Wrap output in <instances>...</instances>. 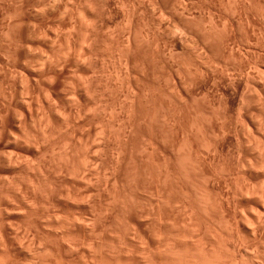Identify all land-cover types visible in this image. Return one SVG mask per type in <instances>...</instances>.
Segmentation results:
<instances>
[{"label": "rangeland", "instance_id": "rangeland-1", "mask_svg": "<svg viewBox=\"0 0 264 264\" xmlns=\"http://www.w3.org/2000/svg\"><path fill=\"white\" fill-rule=\"evenodd\" d=\"M254 4H256V5H254ZM261 4L264 5V0H260V2H259V0H0V108H1L0 111L3 110L2 113L0 112V125H1L0 128L5 129V130L0 129V131H1L0 133L2 134V135L0 134V139H1L0 140V142H1L0 143V156H1L0 157V178H1L0 179V198L2 199V200L0 199L1 200L0 201V205H1L0 206V225H2L3 228L7 226L6 228L8 229V231L12 233L10 235L14 236V237L11 236V238H13L15 240L17 238V240H18V241L16 240L17 243L23 242L26 244V245L25 244L23 245V243H22V245H23L22 246L20 243V247H21V249H23V252L26 251L25 250L26 249L25 247L27 246L26 242L29 243V240L26 238L27 235L24 233H25V230H27V228L29 229L30 225H32L30 228H33L35 226L33 229L35 231L37 230V232L40 231V233L43 234V235L41 234L42 237L46 236V232H47L46 237H48V238L50 237L49 239H51L50 233L48 234V230H50V229H48V228L52 227L51 229H54L55 228V226H53V225H55L54 223H57L59 225L60 221L57 222V220L59 218H62L60 220L66 221L63 219V218L66 219V217H67V220L72 223V225H73V223L75 224V222H76V224L78 223V225H79V222L81 221L80 224L81 223L82 224L80 226H78L79 228H81V226L84 224V222H85L84 225H85V227H87V229H89L88 228L89 226L92 228L94 225L96 227V229H94L92 234L95 235V233L97 234L100 232L101 234H103L102 236H104V237H102L100 233H99L100 234L99 236L95 235V237L98 236L97 237L98 240L100 237L103 238V240H101L102 238H100V240L102 242H99V244H101V243L103 244V247L101 245V247L103 248L102 251L105 248H106L105 251L108 250L107 248H109L110 251H114V250H112L113 248H110V247H112V246L118 247V245L124 244L123 240H126V242H128L127 240H129V239H127V238L129 236H131L132 238L135 239L134 244L136 243V239L138 242V238L136 237L137 236V234H136L137 228H135V227H137V224H139V225L142 224L143 228H145L143 230L146 232V234H148V237H150L149 238L150 242H148L149 246L152 248L153 244L158 245V242L160 240L154 239V237H156V236H154L155 234H153V232L157 231V229L154 227V224H153V220L155 221V217L153 219V216H156L155 215L156 213H154L155 210H156L157 214L159 211L157 210L155 205H153V204H155V202H152L151 199H153V201H154L155 198H152V196H154V195L156 196V193H157L156 192L155 194H153L154 190L155 191L158 190V188L156 189V187H158L159 184H160L159 186H161V183H158V181L154 178L155 179L154 181L157 182V183H155L156 184V186H155L153 178H151V176L153 177L156 175V173L153 175L151 174L152 171L150 170V168L153 166L152 164H149L150 163L149 158H151V157H152L151 159H153L154 157L156 158V159L155 158L153 159L155 164H156V162L158 163V161H160V159L163 161V164L161 163V161L159 162V164H158L159 167H157V169L162 168V167H160V163L163 166V165L167 164L166 162L171 161L170 162L171 164L168 163L167 166L165 165L166 167L163 166V167H165L164 169L160 170V172H161L162 170L165 171L166 169L168 170L170 168L168 171L172 174L169 173V176H168L169 178L172 175V179L175 180V176L173 174L178 172L177 173L178 176L175 174L177 176L176 177L177 181L173 180L172 182H170L171 183L170 184L168 182L170 179L168 178L169 179L168 181H167V179L165 180V181H167L166 182L167 185L165 184V185H163L164 187L161 188L163 190V192H164V188H165V192L167 190L169 193V190H170L169 197H171V199L169 197H166V200H168V198H169L170 202L165 200L167 202V204H163V206H165V207L162 208L161 213L164 212V213H162V217H164V218L166 217V218L162 223L163 225L161 224L162 226H160V224H158L159 227H162L161 228L162 231H160L161 229L160 230L158 229V230L162 233H163V230H165L164 233L162 234V236L165 235L167 238H170V239L166 238L167 242L168 241L171 242L169 244V246L173 245L175 243H179L180 245H184L186 243V241H188V239L191 241V239L194 238L193 235H195L197 232L193 233L194 231L193 230L191 231V228H195V226L193 227L192 223L191 224L188 223V222H190V219L192 217L190 215V212L187 211L188 209H186L184 207L185 206L184 202L187 205L191 201V199H190V197H191L192 201L194 200L191 203H194V205H196L197 208L200 206V204L203 206V203L198 201V200H200V198L198 196L201 194V190H202V193L204 192V194H205V189H207L208 187L211 186L210 182H211V184L213 182V179H214L213 174H215L216 171H218V168H220V167L221 168L224 167L227 169L224 170V168H223L221 171L217 172V173L221 172L220 174H218V175L215 174V175H217V177L219 176L218 177V179L220 181L219 183L222 184L223 187L222 186L221 187L224 188V189H222V190H224V194H223V191H222V194L225 196L223 197V195H222V199L225 198V199H223V201L226 203H229L228 204L229 206L231 205L230 209L232 211V216L234 217V218L232 217L233 219L230 221L229 225L227 223L225 225V226H227V225L230 226V228L228 226H227L228 228L227 227L226 228L231 229L232 226L234 227V225L236 224V222L234 220H236V221L238 220V222H237V225H238L240 218H242V216L244 218L245 215L247 216L248 219H250V216H253V215H256L255 217H258V219H260L261 217H262V219H264V214H262V213H264V207H262V205H257L256 201L254 202V200H257V198H260L262 192L264 193V190H263V188H264V172L262 169V165L264 163V160H263V163H261L262 159L258 155H256V154H258V152H255L254 147H253L254 141L252 142V138H250V137L254 136V133H255V134H258V135H256L258 138L260 136L261 139L264 141V124H263L264 123V108H263V106H264V104H263L264 103L263 102L264 101V89H262V88H264L263 87L264 86V79H263L264 78V76H263L264 75V14H263L264 13V11H263L264 7ZM257 5H259V6H257ZM254 7H255V9H254ZM236 11H238V13ZM241 12L243 13V15L240 14ZM240 15L242 16L241 19H240ZM247 17H248V19H247ZM249 23H251V24L249 25ZM243 25L246 26V29L244 28L245 26H243ZM213 26H214V28H213ZM227 26H228V28H227ZM226 29L227 30L229 29L230 31L229 30L227 31ZM207 31H208V33H207ZM217 32H219V33H217ZM246 32H248V33H246ZM227 33H229L228 37H227ZM215 34H216V36H214ZM248 34H250L249 35L250 38L247 36ZM217 35H219V36H217ZM216 37H217V39H216L217 41L214 40V38H216ZM220 37H222V38H220ZM226 38L228 40H226ZM220 41H221V43H220ZM234 42H235V44H233ZM232 46L234 47V49H232L233 48ZM219 47H221V48H219ZM236 49H238L237 52H236ZM231 53H234V54H231ZM103 67H104V69H103ZM232 77H233V79H232ZM231 83L232 84L234 83L233 84L234 86L233 85L231 86ZM229 85L231 87H234L236 89V91L238 90L237 99H241V98L245 99V102H244V100L243 101L241 100L243 103H245V104H243V105H245V107H243L244 109L242 107H240L241 109L240 108L237 109L239 107L237 105H235L234 108L231 107L232 110L229 109L230 105L228 104V102H229L228 90L231 88V87H229ZM237 85H238V87H237ZM227 86L229 87V89L227 88ZM127 90H128V92H127ZM244 92H246V93L244 94ZM129 93H130V95H129ZM132 94L133 95L137 94V95L133 96ZM261 94H262V96H259ZM176 95H178V96H176ZM241 95H242V97H241ZM29 96H30V98H29ZM152 98L155 100H153ZM132 99L134 101H132ZM138 99L141 101L139 102ZM257 99L258 100L260 99L262 104L259 103L260 101H258ZM174 101H175V103H174ZM125 102H126V104H125ZM148 104H150V106ZM23 105H24V108H23ZM128 105H129V107H128ZM134 105L136 107H134ZM142 105L144 107H142ZM221 106H222V108H221ZM228 106H229V108H228ZM132 107L135 108V111L133 110ZM139 107H141L142 110ZM216 107H217V109H216L217 111L215 110ZM224 107H225V109H224ZM128 108L130 111L126 110ZM148 109H149V111H148ZM8 110H9V113H7ZM116 111H118V113H120L121 117H119V114L116 113ZM131 111H133L134 113ZM21 112H23V113H21ZM143 112L145 115H143ZM176 112H177V114H176ZM215 113H216V116L214 115ZM111 114H113V115H111ZM147 114H148V118H147ZM22 115H23V117H22ZM219 115H221V116H219ZM240 115H241V117H240ZM1 116H4V118L2 117L3 120L1 118ZM25 117H26V120H25ZM118 117H119V119H117ZM21 118L23 119V121ZM135 118H136V120H135ZM257 118L260 120L258 122L262 121L260 124H258V126L260 128L262 127V129H260V131H259L260 133L258 132L259 128L257 130L256 125H255L257 123L253 121V120L257 121ZM17 119H18V121H16ZM124 119H126V120L124 121ZM163 119H165V120H163ZM223 119H224V121L227 119V121H225V122L229 121L228 123H226L227 126L226 125L223 126V124H225L223 122ZM230 119L232 122L230 121ZM153 120H154V122L152 123ZM175 120H177V121H175ZM221 120H222V122H221ZM244 121H246V122H244ZM125 122H127V123L125 124ZM129 122H130V124H129ZM216 122H218V123H216ZM160 123H162V125ZM230 123H233V124H230ZM253 123H255V124H253ZM5 124L7 127L5 126ZM48 124L50 126H48ZM211 124H213V126ZM16 125H18V126H16ZM19 125L21 128L19 127ZM216 125H217V127H215ZM244 125H246V126L244 127ZM222 126H223V128H222ZM40 127H42V128H40ZM103 127H104V129H103ZM121 127H123L122 128L123 132H120ZM124 127H125V129H124ZM131 127H133L134 130H132ZM213 127H215L217 130L219 128V130L217 132L213 131V129L216 130ZM43 128H44V130H43ZM114 128H118L117 131H115L116 129H114ZM151 128H152V130H151ZM162 128H163V130H162ZM111 129H112V131H111ZM166 129H168V130L166 131ZM170 129H172V130H170ZM229 129H231V130H229ZM10 130H12L13 132H11ZM45 130H47V131H45ZM135 130L137 132L139 131L138 132L139 134L134 132ZM228 130L230 131V133ZM2 131H4V132H2ZM176 131H177V133H175ZM219 131L220 132L222 131V132L220 133ZM71 132H72V134H71ZM116 132H118V133H116ZM214 132H215V134H217L219 132V135L216 136V137H218V138H216V141H219V139L222 140L224 137L223 134L226 133V134L230 135V136H228V135L227 136L231 137V140H228L226 137V134H225V137H226L225 142H226V140L229 141V143L232 142L231 144L228 143L229 144L228 145L227 142L225 144L224 140H222V142L225 145L223 147L224 150H221L218 153L220 160H222L221 162L219 160V163H221L218 165L219 167L217 166L218 163H214V161H213L214 160L213 159L214 153H212V156H211V152H214V150H213L214 148L213 149L210 148V145L212 143L213 145H211V146H214V143L216 142L213 140V139H215ZM41 133H43V134H41ZM45 133H46V137L44 135ZM212 134H213V136H212ZM47 135H48V137H47ZM54 135H56V136H54ZM120 135H121V137L122 136L123 137L121 138ZM250 135H252V136H250ZM2 136H3V138H1ZM211 136L213 138H211ZM256 136L253 137V140ZM72 137H73V139H72ZM173 137H174V139H173ZM50 138H51V140H50ZM54 138H55V140H54ZM125 138H127V139H125ZM138 139H139V141H138ZM69 141H71V143H73V144H70ZM122 141H124L125 144L128 143V146H127V144L123 145ZM153 141L155 143H153ZM164 142H167V143L165 144ZM188 142H189V144H188ZM249 142L252 144H250ZM39 143H40V145H39ZM172 143L174 146L172 145ZM190 144H192V147ZM120 145L122 147L123 146H127V147H124L126 149L122 150L121 149L122 147H120ZM147 145L151 146V148ZM152 146H153V148L154 147L157 148V150L155 149L157 154L156 153L152 154V152H153L152 150H154L152 148ZM108 147H109V149H108ZM116 147H119V148L116 149ZM147 147L150 148V150ZM143 148H144V150H143ZM178 148H179V150H178ZM180 148L182 149V151ZM61 150H63V151L66 150V151L62 152ZM147 150H148V153H149V151H152V152H150L148 154L146 152ZM165 150H167V152ZM189 150L192 153L191 155H190ZM75 151H77L79 154ZM131 151H133V152H131ZM180 151H181V153H180ZM192 151H194V152H192ZM144 152H146V153H144ZM220 152H222V155H220ZM66 153H68V154H66ZM119 153L121 155H119ZM143 153H144V155H143ZM174 153H176V155H173ZM226 153H228V154L226 155ZM64 154H66V155H64ZM69 154H70V156L67 157V155H69ZM74 154H76V156H74ZM83 154H85V155H83ZM114 154H116L115 157L113 156ZM186 154H189V156ZM148 155H150V157ZM157 155H159V156H157ZM65 156L68 159V160H66L67 165H68L67 166L68 169L67 170L64 169L65 171H63L62 167L65 168L66 165H65V162L63 164L61 160H63ZM120 156H123V157H120ZM161 156H162V158H161ZM180 156L181 157L185 156V158L184 157L180 158ZM190 156H191V158H190ZM222 156L224 157V159ZM62 157H63V159H62ZM77 157H79V160ZM98 157H100L101 159L100 158L97 159ZM147 157H149V158H147ZM177 157H178V162H177ZM226 157H227V159H226ZM69 158L71 159L70 161H69ZM94 158H96V159H94ZM134 158L137 160V162ZM142 158H143V160H142ZM170 158H171V160H170ZM174 158L176 160H174ZM17 159H19V160H17ZM107 159H109V160H107ZM145 159L146 160L149 159L148 163L146 162ZM211 159H212V161H211ZM256 159H258V160H256ZM259 159L261 162L259 161ZM13 160H16V161H13ZM74 160H75V163H73ZM117 160H119V161L124 160L125 162L123 161V163H121V161L119 162ZM173 160L177 163H175ZM238 160H239V162H238ZM243 160H245L247 163ZM58 161H60V162H58ZM64 161H65V159H64ZM104 161H106L107 163ZM181 161H184L183 164ZM190 161H192L193 163H196L199 166L194 164L195 166L193 167V164H192V162L190 163ZM78 162H80V163L78 164ZM173 162H174V164H173ZM223 162H225V163L227 162L226 163L227 167L224 165L225 163L223 164ZM240 162H241V166H239ZM39 163H40V165H39ZM60 163L63 164V165L61 164L62 167H60ZM68 163H70V164H68ZM119 163L121 165L118 166ZM134 163H135V165H134ZM236 163H238L239 165ZM248 163H249V165H247ZM251 163L254 166H257L256 169L254 168V166L252 167ZM97 164H99V165H97ZM101 164H103L104 166ZM127 164H128V166H127ZM143 164H145V165L148 164L146 166L150 167L149 173H147L148 167L144 166ZM172 164L175 165V168L176 167H179V168L175 169L174 167L171 166ZM176 164H177V166H176ZM189 164L192 167H190ZM215 164L217 167L215 166ZM242 164H245V165H242ZM72 165H74V167H76V168H74ZM79 165H80V168H79ZM105 165H107V166H105ZM116 165L118 167H116ZM149 165H151V166H149ZM182 165H184V166H182ZM220 165H222V166L224 165V166L222 167ZM228 165H230V166H228ZM94 166L96 167V170H95ZM101 166H103V167H101ZM109 166H110V169H109ZM154 166H153V168H155ZM188 166H189V168H188ZM201 166L202 167L206 166L204 168V170L206 172L203 170V168L201 169ZM213 166L216 167L215 170H214ZM242 166L244 168V171H245V168H248L247 166L252 167L254 170L249 167L248 168L249 170L246 169V170L250 171L249 174H243V173H247V172H242V169H243ZM39 167L41 169H43V173H41L42 170ZM83 167L86 169L84 170ZM171 167L173 168V170L175 169L174 171H176V170H180V171H176V172L172 171L171 172ZM181 167L183 170L181 169ZM210 167H211V169L214 170L215 173L213 172V170L210 169ZM69 168L72 172L69 171ZM116 168L120 169V171L117 170ZM141 168H142V170H141ZM185 168H186V170H189L190 174H188V177H187L188 171H186ZM240 168H242V169H240ZM157 169L155 168V170H157ZM196 169L198 171H196ZM98 170H99V173L101 174V176L99 175V173L96 174V172H98ZM132 170H133V172H132ZM136 170H139V171H136ZM181 170H182V172H181ZM190 170H192V171L190 172ZM77 171H79V172H77ZM100 171H102V172H100ZM158 171H159V169H158ZM238 171H239V173H238ZM154 172H156V171H153V173ZM225 172L227 173V175H225L226 174ZM229 172L232 174H229ZM48 173H50V174H48ZM108 173H110V174H108ZM165 173H166V171H165ZM41 174H43V175H41ZM57 174H58V176H57ZM78 174H80L79 175L80 177L78 176ZM114 174H116V175H114ZM150 174H151V176H150ZM182 174H183V176H182ZM64 175H66V176H64ZM189 175H191L192 179L189 178L190 177ZM230 175L233 177L231 178ZM242 175H244V178ZM37 176L41 179H39ZM94 176H95V178H93ZM113 176H116V181H114L115 178L112 180ZM117 176L121 177L120 180H119V177H117ZM205 176L206 177L208 176V177L205 178ZM210 176L213 178H211ZM238 176H239V178H238ZM248 176H249V178L250 177L251 178L248 179ZM29 177H31V179H29ZM82 177H83V180H82ZM145 177H146V179H145ZM180 177L182 179H180ZM186 177L190 180H188ZM195 177H196V179H195ZM226 177H228L229 179H226ZM234 177H236V178H234ZM45 178H46V180H45ZM50 178H51V180H50ZM137 178H139V179L137 180ZM185 178H186V180H185ZM122 179H123V181H122ZM242 179L243 180L248 179L247 182L252 186V190L254 191V193L251 190V186L249 184H247L246 181L243 182ZM17 180H18V182H16ZM29 180L32 181L33 184ZM52 180L54 183L52 182ZM57 180H59V181L57 182ZM78 180H80V181H78ZM95 180H97L98 182ZM100 180L102 182H100ZM151 180H152V182H150ZM208 180H209V184L207 183ZM4 181H6V182H4ZM36 181L37 182L40 181L41 184L36 183ZM46 181H47V183H46ZM86 181H87V183H86ZM112 181L117 182V184L121 181L120 184H118V185L120 187H122L121 191H124L125 194L122 192H120L121 194L119 192L116 193L115 191H119L120 187H118V186L115 187V185H112ZM147 181L149 183H147ZM192 181L195 183H193ZM3 182H4V185H3ZM75 182H77V183H75ZM235 182L236 183L240 182L239 185L237 183V185L239 187H241L245 183L247 185H249L251 191L248 193V196L246 194V196L244 195V197H242L240 192H238L240 188L236 185ZM242 182L244 184H242ZM7 183H12V184H7ZM17 183H18V185H17ZM20 183H21V185H20ZM34 183L36 185L38 184V186L39 185L40 186L38 187ZM97 183L99 184V186ZM106 183H107V185H106ZM164 183L165 182L163 180L162 184H164ZM14 184H16L17 186ZM96 184H97V186H96ZM202 184H203V186H201ZM7 185H9V186L11 185V186L7 187ZM28 185H30V187ZM70 185L73 187V189L71 188ZM142 185H144V186L142 187ZM20 186H22L21 189H20ZM55 186H56V188H55ZM86 186H88V187H86ZM105 186H106V189H105ZM111 186H114L115 188H113ZM148 186H150V187H148ZM194 186L196 187V189ZM14 187H15V189H14ZM18 187H19V189H18ZM40 187L43 189H41ZM62 187H64L63 188L64 190L62 189ZM92 187H93V189H92ZM124 187L126 189H124ZM166 187H167V189H166ZM169 187H172V188L169 189ZM176 187H178L177 188L178 190L176 189ZM234 187H236V188H234ZM27 188L28 189L30 188L29 191ZM46 188H47V191H46ZM67 188H69V189H67ZM98 188H100V190ZM133 188H134L135 192H134ZM136 188H137V190H136ZM138 188L140 189V191ZM200 188H202V189H200ZM230 188L232 191V195H230L231 192H228V191H230ZM90 189H91V191H89ZM187 189H189V190H187ZM236 189H238V191ZM49 190L52 191L53 193L50 192ZM70 190H71V192H70ZM110 190H111V192H110ZM172 190H174V191L172 192ZM186 190H187V192H186ZM33 191L35 192V194ZM77 191H78V193H77ZM127 191H129V192L126 195ZM141 191H143V192H141ZM7 192H8V195L11 194V195H9V198H8ZM36 192L38 193L37 195H36ZM41 192H42V194H41ZM101 192H102V195H101ZM198 192H200V194H198ZM208 192L211 193V190L209 189ZM233 192H234V194H233ZM251 192L253 195L252 194L250 195ZM44 193H46V194H44ZM114 193L120 194V197L118 195H116L117 197H113ZM168 193H166L165 195H167ZM172 193L173 194L176 193V194L173 195ZM188 193H190V195ZM210 193H209V195H210ZM17 194H19V195H17ZM61 194H63V196ZM123 194L125 196H123ZM185 194H187L190 201L185 199V198H187V196ZM191 194L193 196H191ZM24 195L25 196L27 195V196L25 197ZM49 195H50V197H49ZM67 195H69V196H67ZM109 195H112V196L109 197ZM130 195H132V196H130ZM149 195H150V197H149ZM15 196H16V198H15ZM34 196L37 199L34 198ZM137 196H138V198H137ZM179 196H180L181 200L179 199ZM182 196H183V198H182ZM211 196H212V194L210 195V197ZM227 196L229 198H227ZM107 197H109V199H106ZM132 197L134 199L133 200L134 203L136 202L135 203L136 207H134ZM234 197H235V199L233 201ZM247 197H248V199H246ZM26 198H27V200H26ZM76 198H77V201H75ZM90 198L92 200H96L95 202H96V204H98L97 206L95 205L94 209L88 208L85 205L88 201H91ZM127 198L129 199V202H128ZM177 198H178V201L180 200L179 202L177 201ZM226 198L230 199L232 201V204H230L231 201L229 200L230 201L229 202ZM9 199H13V200H9ZM14 199H15V201H14ZM67 199H68L69 203L67 202ZM138 199L140 202H138ZM173 199H174V202H173ZM45 200H46V202L44 204ZM101 200H102V202H101ZM115 200H116V203L114 204ZM237 200H238V202H237ZM33 201H35V202H33ZM51 201H52V203H51ZM117 201H119V202H117ZM122 201H124L126 204H128L127 205L128 207ZM18 202L20 205L18 204ZM31 202H32V204H31ZM73 202H75V203H73ZM145 202H147V203H145ZM168 202L170 203L169 204L170 207L168 206ZM244 202H245V204H244ZM8 203H9V205H8ZM13 203H14V205H12ZM28 203H29V205H27ZM67 203H68V205H67ZM99 203H101V204H99ZM129 203L132 206H130ZM180 203H181V205H179ZM33 204L35 206H33ZM88 204H90V202H88ZM102 204L104 205V207L101 208ZM146 204H149V205H146ZM150 204L154 206V208H155L154 212H153V207ZM21 205H23V206H21ZM26 205L28 206V208H26L27 207ZM31 205L33 206V208L31 207ZM46 205H48V206L45 207ZM111 205H112V207H111ZM117 205H118V207H117ZM122 205H124V206H122ZM14 206H15V209H14ZM53 206L55 207V209L56 208L57 209L55 210ZM78 206H80V207H78ZM177 206H180V207L175 208ZM29 207H31V209ZM35 207H37V208H35ZM76 207H77V209H76ZM105 207L110 208V209L107 208L109 213L107 212ZM125 207H127V208L125 209ZM148 207L150 208V210ZM34 208L36 209V211ZM47 208L49 210H47ZM103 208H104V210H103ZM144 208H146V210ZM170 208H172V209H170ZM173 208L176 211H173ZM113 209H115L114 213H112ZM138 209H141V210H138ZM198 209H201V210H199L198 213L200 215H202L201 217H200V215H198L199 218L201 219V220L199 219V227L202 226V228H200V230L202 229V231H199V233L201 234V232H203L201 235L204 234L203 237L205 236L203 238L204 242L209 243V240L212 239L210 237H212L211 235L213 234V232L211 230V228H212L211 227V220L215 216V215L214 216H212V215H213V213L216 214V212H214V211L212 212V210L208 209V210H206L207 213L208 212L210 213V211L212 213H210V214L208 213L207 214L208 217H206L207 216L206 212L204 214L201 206ZM37 210H39V211L37 212ZM43 210L45 211L44 214H43ZM53 210H55L56 212ZM110 210H112V212ZM46 211H48V213ZM127 211H128V213H126ZM137 211H138V215L136 214ZM140 211H145V212H143V214H145V215H146V213L149 214L150 211H152V212H150L149 215H146V216H148V218H146L145 215H142V217L145 216L144 218H146V221H143L142 220L143 218L139 217L140 214L142 213ZM243 211H245V212H243ZM2 212H3V214H1ZM22 212H23V214H22ZM75 212L76 213L80 212V213L76 214ZM104 212L105 213L107 212V214H105ZM171 212H172V214H170ZM86 213H87V215H86ZM152 213H154V214L152 215ZM8 214H10L11 217H9L10 215H8ZM13 214L15 215V217ZM93 214H94V216H93ZM103 214H105L107 216H105V215L103 216ZM108 214H110L111 216ZM163 214H164V216H163ZM235 214L237 217H235ZM29 215H31V216L29 217ZM35 215H36V217H34ZM55 215H56V217H55ZM97 215L99 216V218L97 217ZM101 215L103 218L100 217ZM126 215L131 218L129 220L132 221L133 223L128 224L129 220L127 221L128 217H126ZM209 215H210V217H209ZM6 216H7V218H6ZM49 216L51 217V219H49L50 218ZM77 216H78V218H77ZM118 216L119 217L121 216V217L119 218ZM123 216H125V217H123ZM168 216H170L171 218L169 219ZM183 216H185V217L183 218ZM31 217H32V219L33 218L34 219L32 220ZM74 217H75V219H74ZM89 217H90V219H89ZM96 217H97V222L99 221V223H97V224H99V226H101L99 228H98L97 224L91 225L94 222V220L96 219ZM151 217H152V219H151ZM215 217L217 218L218 215L216 214ZM1 218H3V219H1ZM139 218H141V219H139ZM243 218L241 219V221L244 220ZM15 219L18 223L15 221ZM27 219H29V220H27ZM46 219L48 222L46 221ZM102 219H104V220H102ZM122 219H123V221H120ZM138 219H139V221H141V220L142 221L139 222ZM208 219L209 220L211 219L210 222ZM2 220L4 221V223L6 222L5 223L6 226L5 225L3 226L4 223L2 224V222H3ZM34 220L38 224L33 222ZM42 220H44V222ZM78 220H79V222H78ZM105 220H106V223H105ZM172 220H175L176 222L178 220V222L175 223V221H173V224H172ZM193 220H195V219H193ZM68 221L66 223H68ZM200 221L202 224L200 223ZM214 221H215V219L212 220L213 223H214ZM20 222L22 223V226H21ZM26 222L28 225L30 224L28 227H27ZM88 222H90L89 223L90 225L88 224ZM8 223H10V224L8 225ZM135 223H137V224H135ZM154 223H155V226L157 227L158 226V225H156L157 222H154ZM209 223H210V225H209ZM213 223H212V225H213ZM246 223H248V222L246 221ZM51 224H52V226H51ZM60 224H61V222H60ZM76 224H75V226L73 225L74 228H76V226H77ZM86 224H87V226H86ZM193 224H194V222H193ZM14 225H15V227H14L15 229L12 228ZM37 225L39 226V228ZM112 225L115 227L117 225L116 229ZM172 225H174V226L171 227ZM208 225H209V229L206 227ZM237 225H235V226H237ZM248 225H249V223H248ZM133 226L135 229L132 228ZM179 226H180V228H179ZM222 226H224V225H222ZM56 227H57V225H56ZM82 227H84V226H82ZM95 227H93V228H95ZM124 227L127 230H129V232L128 231L126 232V229L124 230ZM128 227H129V229H128ZM153 227L155 228L154 231H153ZM174 227L177 229L179 228V229L177 230ZM181 227L183 228V230L187 229V231L184 230L181 232V230H182ZM186 227L190 228V232H189V229ZM0 228H1V226H0ZM77 228L75 230L79 229V228L78 229ZM93 228H92V230H93ZM105 228H108L110 231L106 230ZM234 228L237 230L238 227H234ZM33 229H31V230L29 229V231H33ZM99 229H101V230H99ZM225 229H224V231H219L221 229H219L217 231L221 235L223 232V236H221L220 239H222V241H223L222 245H224V243H225V245H224L225 248H223L225 251L222 250L223 252L221 254L224 257V260H227V261H225V262H228L226 264H230L232 262L230 259L232 258L233 253L231 254L230 250L231 251L234 250L233 244H236L238 248H239V246H241L239 249L241 250V252L245 256L247 255L246 257H248V255H251V254L253 256L256 255V253L253 254V251L255 249H253L252 247H249V245H247V244H250V246H252V245L257 246V244L259 243L260 247L264 248V245H262V244H264L263 243L264 242V231H262L263 237L257 236L258 237V238L256 237L257 239L256 238L252 239L253 237H250L249 235H246V234H244L245 237H243V235H240L242 237V240H244V241H242V240L240 241V239H239V241H240L239 242L237 240L238 239L237 237L234 238V236H231L232 232H230V231H232V230H227V229L225 230ZM235 229H233V231ZM3 230L0 229V231H3ZM92 230L89 229V231H90L89 233H91ZM95 230H97V232H95ZM105 231H107V233ZM121 231H122V233H121ZM123 231L126 233H124ZM17 232H19V233L16 234ZM133 232L135 233V235H133L134 234ZM170 232H171V234H170ZM178 232H180V234ZM183 232H185V233H183ZM228 232H230L231 234H229ZM130 233H132V234H130ZM2 234H3V232H1L0 238H1ZM92 234H88V230L80 233V235H82V237H85V238H83V240L85 241L84 242L85 245H88V240H89V242L93 243V239L95 237H93V239H91V236H94ZM125 234H127V235H125ZM190 234H192V235H190ZM241 234H243V233L241 232ZM15 235H16V237H15ZM117 237L119 239L120 238L121 239L119 240ZM171 237H172V241H171ZM164 238L165 237L163 236V240H165ZM180 238H182V239L180 240ZM195 238H196V235H195ZM233 238H234V240L236 239V241H234ZM2 239L3 238L0 239V242L2 241ZM52 239H54L53 236H52ZM111 239H112V241H111ZM206 239H207V241H206ZM247 239H249L248 242L246 241ZM193 240H195V239H193ZM256 240H258V241H256ZM119 241L121 243H119ZM181 241H184V242H181ZM259 241L262 243H260ZM53 242H54V244L61 243V242H59V243L56 242V240ZM254 242L256 243V245L252 244ZM160 243H161V241H160ZM104 244H105V248H104ZM110 244H112V245H110ZM137 244L139 245V243H136V245ZM190 244H191V242H189V244L186 243L185 246L190 245ZM239 244H241V245H239ZM59 245L61 248V244H59ZM175 245H173V246H175ZM120 246H123V245H120ZM227 246H229L230 248ZM246 247H247V249H246ZM116 248H115V250L117 251L118 248L117 249ZM226 248H228V249L226 250ZM248 248L249 249L251 248V250L253 249V251L251 252V250H250L251 253L245 254L246 252L244 251V249H246L248 251L249 250ZM152 249L155 250L154 248H152ZM106 252H108V251H106ZM106 252H104V253H106ZM254 252H256V251H254ZM223 253L225 254V256L223 255ZM226 254H228V255H226ZM252 255L250 256V258L247 259V262L248 261L251 262L252 260L255 261L257 259V257H256L257 255L253 257L254 259L252 258ZM154 256H152V258ZM229 256H231V257L229 258ZM50 257H51V254H50ZM155 257L152 260L153 262L155 261ZM246 257H245V259H246ZM51 258L55 259L56 257L54 255ZM157 261H159V260L156 259V262ZM153 262L148 261L145 264H151V263L154 264L155 262L154 263ZM53 264H56V262H53ZM163 264H167V263H163Z\"/></svg>", "mask_w": 264, "mask_h": 264}, {"label": "bare ground", "instance_id": "bare-ground-1", "mask_svg": "<svg viewBox=\"0 0 264 264\" xmlns=\"http://www.w3.org/2000/svg\"><path fill=\"white\" fill-rule=\"evenodd\" d=\"M259 2H260V0H259ZM90 3V2H89ZM245 3V2H244ZM255 3V2H254ZM128 4V3H127ZM254 5H256V4H254ZM262 5V4H261ZM245 6V5H244ZM257 6H259V5H257ZM256 6V7H257ZM263 7H264V5H262ZM91 7V6H90ZM237 8V7H236ZM250 8V7H249ZM262 8V7H261ZM94 9V8H93ZM254 9H255V7H254ZM95 10V9H94ZM130 10V9H129ZM239 10V9H238ZM92 11V10H91ZM245 11V10H244ZM247 11V10H246ZM256 11V10H255ZM262 11V10H261ZM264 11V10H263ZM95 12V11H94ZM237 13H238V11H236ZM249 12V11H248ZM252 12V11H251ZM257 12V11H256ZM259 12V11H258ZM92 13V12H91ZM234 13V12H233ZM255 13V12H254ZM94 14V13H93ZM240 14H242L243 15V13L241 12ZM248 14V13H247ZM246 14V15H247ZM264 14V13H263ZM235 15V14H234ZM239 15V14H238ZM260 15V14H259ZM95 16V15H94ZM255 16V15H254ZM236 17V16H235ZM238 17V16H237ZM250 17V16H249ZM242 18V16L240 15V19ZM244 18V17H243ZM253 18V17H252ZM256 18V17H255ZM247 19H248V17H247ZM251 20V19H250ZM249 20V21H250ZM94 21V20H93ZM236 21V20H235ZM256 21V20H255ZM128 22V21H127ZM243 22V21H242ZM96 23V22H95ZM94 23V24H95ZM235 23V22H234ZM244 23V22H243ZM246 23V22H245ZM252 23V22H251ZM251 23H249V25L251 24ZM93 24V25H94ZM207 24V23H206ZM213 24V23H212ZM233 24V23H232ZM127 26V25H126ZM225 26V25H224ZM243 26H245V25H243ZM254 26V25H253ZM206 27V26H205ZM211 28V27H210ZM213 28H214V26H213ZM218 28V27H217ZM224 28V27H223ZM227 28H228V26H227ZM245 29H246V26L244 27ZM141 29V28H140ZM222 29V28H221ZM250 29V28H249ZM109 30V29H108ZM107 30V31H108ZM214 30V29H213ZM217 30V29H216ZM219 30V29H218ZM224 30V29H223ZM227 30V29H226ZM229 30V29H228ZM227 30V31H228ZM248 30V29H247ZM246 30V31H247ZM96 31V30H95ZM230 31V30H229ZM214 32V31H213ZM220 32V31H219ZM219 32H217V33H219ZM225 32V31H224ZM249 32V31H248ZM248 32H246V33H248ZM90 33V32H89ZM143 33V32H142ZM207 33H208V31H207ZM182 34V33H181ZM211 34V33H210ZM222 35V34H221ZM228 35H229V33H227V37H228ZM249 35L250 34H248L247 36L249 37ZM252 35V34H251ZM214 36H216V34L214 35ZM217 36H219V35H217ZM231 36V35H230ZM213 37V36H212ZM220 38H222V37H220ZM250 38V37H249ZM154 39V38H153ZM217 39V37L216 38H214V40L215 41H217L216 40ZM219 39V38H218ZM225 39V38H224ZM188 40V39H187ZM220 40V39H219ZM223 40V39H222ZM226 40H228L227 38H226ZM230 40V39H229ZM92 42V41H91ZM220 43H221V41H220ZM226 43V42H225ZM228 43V42H227ZM91 44V43H90ZM232 44V43H231ZM233 44H235V42L233 43ZM136 45V44H135ZM218 45V44H217ZM220 45V44H219ZM127 46V45H126ZM141 46V45H140ZM156 46V45H155ZM229 46V45H228ZM233 47V46H232ZM219 48H221V47H219ZM158 49V48H157ZM224 49V48H223ZM229 49V48H228ZM232 49H234V47L232 48ZM227 50V49H226ZM225 50V51H226ZM237 50L238 49H236V52H237ZM232 51V50H231ZM128 52V51H127ZM131 53V52H130ZM174 54V53H173ZM231 54H234V53H231ZM206 55V54H205ZM201 56V55H200ZM233 56V55H232ZM139 57V56H138ZM201 58V57H200ZM233 59V58H232ZM87 61V60H86ZM185 62V61H184ZM126 64V63H125ZM103 69H104V67H103ZM127 74V73H126ZM264 76V75H263ZM231 79V78H230ZM232 79H233V77H232ZM264 79V78H263ZM123 81V80H122ZM231 81V80H230ZM234 81V80H233ZM232 81V82H233ZM37 82V81H36ZM130 82V81H129ZM128 82V83H129ZM241 82V81H240ZM23 83V82H22ZM230 83V82H229ZM131 84V83H130ZM234 84V83H233ZM232 83H231V86L233 85ZM236 84V83H235ZM263 84V83H262ZM193 85V84H192ZM23 86V85H22ZM230 85H229V87H231ZM234 86V85H233ZM236 86V85H235ZM128 87V86H127ZM229 87L227 86V88L229 89ZM237 87H238V85H237ZM264 87V86H263ZM226 88V89H227ZM139 89V88H138ZM155 89V88H154ZM227 89V90H228ZM262 89H264V88H262ZM132 90V89H131ZM124 91V90H123ZM263 91V90H262ZM29 92V91H28ZM127 92H128V90H127ZM131 92V91H130ZM27 93V92H26ZM138 93V92H137ZM154 93V92H153ZM174 93V92H173ZM181 93V92H180ZM238 93V90L236 91V89L234 88V87H231L229 90H228V94H229V102H228V104L230 105V108H229V106H228V108L230 109V110H232L231 109V107L232 108H234V106L235 105H237V106H239L237 109H239L240 107H245V105H243V104H245V103H243L242 101L244 100V102H245V99L244 98H241L242 97V95H241V99H237V94ZM246 92H244V94H245ZM148 94V93H147ZM162 94V93H161ZM29 95V94H28ZM27 95V96H28ZM129 95H130V93H129ZM133 95V94H132ZM135 95V94H134ZM133 95V96H134ZM137 95V94H136ZM135 95V96H136ZM157 95V94H156ZM23 96V95H22ZM176 96H178V95H176ZM244 96V95H243ZM259 96H262V94L261 95H259ZM26 98V97H25ZM28 98V97H27ZM29 98H30V96H29ZM136 98V97H135ZM142 99V98H141ZM153 99V98H152ZM76 100V99H75ZM126 100V99H125ZM131 100V99H130ZM129 100V101H130ZM139 100V99H138ZM153 100H155V99H153ZM227 100V101H228ZM242 100V101H241ZM258 100V99H257ZM256 100V101H257ZM30 101V100H29ZM28 101V102H29ZM74 101V100H73ZM115 101V100H114ZM128 101V102H129ZM132 101H134L133 99H132ZM131 101V102H132ZM141 100H139V102H140ZM148 101V100H147ZM258 101H260L259 103H261V100L259 99ZM3 102V101H2ZM21 102V101H20ZM158 102V101H157ZM156 102V103H157ZM183 102V101H182ZM264 102V101H263ZM154 103V102H153ZM152 103V104H153ZM174 103H175V101H174ZM221 103V102H220ZM219 103V104H220ZM5 104V103H4ZM108 104V103H107ZM125 104H126V102H125ZM129 104V103H128ZM227 104V105H228ZM262 104V103H261ZM264 104V103H263ZM6 105V104H5ZM26 105V104H25ZM40 105V104H39ZM130 105V104H129ZM129 105H128V107H129ZM149 106H150V104H148ZM147 105V106H148ZM175 105V104H174ZM260 105V104H259ZM258 105V106H259ZM123 106V105H122ZM141 106V105H140ZM153 106V105H152ZM131 107V106H130ZM134 107H136L135 105H134ZM142 107H144L143 105H142ZM227 107V106H226ZM23 108H24V105H23ZM133 108V107H132ZM140 109H141V107H139ZM138 108V109H139ZM147 108V107H146ZM153 108V107H152ZM221 108H222V106H221ZM263 108H264V106H263ZM1 109V108H0ZM58 109V108H57ZM66 109V108H65ZM117 109V108H116ZM151 109V108H150ZM176 109V108H175ZM217 109V107L215 108V110ZM224 109H225V107H224ZM241 109V108H240ZM244 109V108H243ZM246 109V108H245ZM25 110V109H24ZM80 110V109H79ZM125 110V109H124ZM126 110H129V108L128 109H126ZM132 110V109H131ZM133 110L135 111V108H133ZM142 110V109H141ZM3 111V110H2ZM2 111H0L1 113H2ZM95 111V110H94ZM130 111V110H129ZM148 111H149V109H148ZM154 111V110H153ZM162 111V110H161ZM217 111V110H216ZM223 111V110H222ZM245 111V110H244ZM131 112H133V111H131ZM138 112V111H137ZM136 112V113H137ZM166 112V111H165ZM175 112V111H174ZM219 112V111H218ZM221 112V111H220ZM231 112V111H230ZM242 112V111H241ZM262 112V111H261ZM7 113H9V110H8V112ZM21 113H23V112H21ZM39 113V112H38ZM88 113V112H87ZM115 113V112H114ZM116 113H118V111H116ZM125 113V112H124ZM134 113V112H133ZM135 113V114H136ZM150 113V112H149ZM240 113V112H239ZM20 114V113H19ZM119 114V117H121L120 116V113H118ZM128 114V113H127ZM134 114V115H135ZM161 114V113H160ZM176 114H177V112H176ZM18 115V114H17ZM16 115V116H17ZM25 115V114H24ZM111 115H113V114H111ZM116 115V114H115ZM133 115V116H134ZM138 115V114H137ZM143 115H145L144 114V112H143ZM180 115V114H179ZM215 116H216V113L214 114ZM234 115V114H233ZM238 115V114H237ZM244 115V114H243ZM26 116V115H25ZM43 116V115H42ZM175 116V115H174ZM219 116H221V115H219ZM226 116V115H225ZM232 116V115H231ZM260 116V115H259ZM4 118V116H1V118ZM22 117H23V115H22ZM119 117L117 118V119H119ZM128 117V116H127ZM136 117V116H135ZM177 117V116H176ZM228 117V116H227ZM226 117V118H227ZM240 117H241V115H240ZM3 118H2V120H3ZM8 118V117H7ZM15 118V117H14ZM18 118V117H17ZM44 118V117H43ZM42 118V119H43ZM50 118V117H49ZM48 118V119H49ZM66 118V117H65ZM131 118V117H130ZM144 118V117H143ZM147 118H148V114H147ZM213 118V117H212ZM219 118V117H218ZM239 118V117H238ZM237 118V119H238ZM19 119V118H18ZM18 119L16 120V121H18ZM22 119V118H21ZM39 119V118H38ZM123 119V118H122ZM133 119V118H132ZM142 119V118H141ZM228 119V118H227ZM227 119L225 120V121H227ZM232 119V118H231ZM231 119H230V121H231ZM261 119V118H260ZM20 120V119H19ZM25 120H26V117H25ZM41 120V119H40ZM45 120V119H44ZM50 120V119H49ZM109 120V119H108ZM126 119H124V121H125ZM130 120V119H129ZM135 120H136V118H135ZM163 120H165V119H163ZM239 120V119H238ZM243 120V119H242ZM22 121H23V119H22ZM111 121V120H110ZM175 121H177V120H175ZM224 121V119H223V122L225 123V124H223V126L224 125H226V123H228V122H225ZM251 121V120H250ZM254 122H256L257 124H255V123H253V124H255L256 125V128H257V130H258V128H259V130H258V132L260 131V129H262V127L260 128L259 126H258V124H260L261 122H258V121H260L258 118H257V121L256 120H253ZM5 122V121H4ZM49 122V121H48ZM123 122V121H122ZM144 122V121H143ZM154 122V120L152 121V123ZM220 122V121H219ZM221 122H222V120H221ZM232 122V121H231ZM244 122H246V121H244ZM42 123V122H41ZM121 123V122H120ZM127 122H125V124H126ZM135 123V122H134ZM216 123H218V122H216ZM252 123V122H251ZM50 124V123H49ZM48 124V126H50ZM129 124H130V122H129ZM150 124V123H149ZM158 124V123H157ZM161 125H162V123H160ZM173 124V123H172ZM177 124V123H176ZM230 124H233V123H230ZM244 124V123H243ZM264 124V123H263ZM8 125V124H7ZM116 125V124H115ZM152 125V124H151ZM166 125V124H165ZM169 125V124H168ZM212 126H213V124H211ZM1 126V125H0ZM5 126H6V124H5ZM16 126H18V125H16ZM41 126V125H40ZM47 126V127H48ZM71 126V125H70ZM69 126V127H70ZM103 126V125H102ZM120 126V125H119ZM127 126V125H126ZM135 126V125H134ZM172 126V125H171ZM180 126V125H179ZM211 126V127H212ZM223 126H222V128H223ZM227 126V125H226ZM225 126V127H226ZM233 126V125H232ZM246 125H244V127H245ZM248 126V125H247ZM261 126V125H260ZM7 127V126H6ZM19 127H20V125H19ZM67 127V126H66ZM113 127V126H112ZM215 127H217V125L215 126ZM215 127H213V128H215ZM250 127V126H249ZM21 128V127H20ZM40 128H42V127H40ZM45 128V127H44ZM44 128H43V130H44ZM122 128L123 127H121V131L120 132H123L122 131ZM132 128V130H134V128L133 127H131ZM138 128V127H137ZM164 128V127H163ZM163 128H162V130H163ZM1 130H5L4 128L2 129V128H0ZM69 129V128H68ZM72 129V128H71ZM76 129V128H75ZM103 129H104V127H103ZM114 129H116L115 131H117V129L118 128H114ZM124 129H125V127H124ZM157 129V128H156ZM160 129V128H159ZM169 129V128H168ZM168 129H166V131L168 130ZM216 129V128H215ZM253 129V128H252ZM19 130V129H18ZM42 130V129H41ZM73 130V129H72ZM151 130H152V128H151ZM154 130V129H153ZM170 130H172V129H170ZM193 130V129H192ZM218 130H219V128H218ZM217 129L216 130H214L213 129V131H218ZM221 130V129H220ZM229 130H231V129H229ZM228 130V131H229ZM256 130V131H257ZM11 132H13L12 130H10ZM45 131H47V130H45ZM69 131V130H68ZM74 131V130H73ZM111 131H112V129H111ZM114 131V132H115ZM125 131V130H124ZM141 131V130H140ZM150 131V130H149ZM159 131V130H158ZM165 131V130H164ZM174 131V130H173ZM178 131V130H177ZM177 131L175 132V133H177ZM180 131V130H179ZM254 131V130H253ZM1 132V131H0ZM2 132H4V131H2ZM134 132H136L137 134H139L136 130L134 131ZM153 132V131H152ZM170 132V131H169ZM204 132V131H203ZM220 132V131H219ZM219 132L217 133V134H215V132H214V137H215V139H213L214 141H216V138H218V137H216L217 135H219ZM222 132V131H221ZM220 132V133H221ZM68 133V132H67ZM77 133V132H76ZM98 133V132H97ZM116 133H118V132H116ZM127 133V132H126ZM125 133V134H126ZM155 133V132H154ZM229 133H230V131H229ZM260 133V132H259ZM1 134V133H0ZM4 134V133H3ZM13 134V133H12ZM24 134V133H23ZM41 134H43V133H41ZM71 134H72V132H71ZM122 134V133H121ZM130 134V133H129ZM153 134V133H152ZM170 134V133H169ZM174 134V133H173ZM226 134V133H225ZM225 134H223L224 135V137H225ZM2 135V134H1ZM45 135V137H46V133L44 134ZM52 135V134H51ZM119 135V134H118ZM117 135V136H118ZM127 135V134H126ZM125 135V136H126ZM155 135V134H154ZM168 135V134H167ZM179 135V134H178ZM177 135V136H178ZM211 135V134H210ZM221 135V134H220ZM228 134H226V137H227V139L228 140H231V137H228V136H230V135H228ZM256 135H258V134H255L254 133V136H256ZM260 135V134H259ZM54 136H56V135H54ZM71 136V135H70ZM129 136V135H128ZM137 136V135H136ZM148 136V135H147ZM174 136V135H173ZM190 136V135H189ZM194 136V135H193ZM212 136H213V134H212ZM211 136V138H213ZM232 136V135H231ZM236 136V135H235ZM250 136H252V135H250ZM254 136H252V137H250V138H252V142L254 141V150H255V152H258V154H256V155H258L261 159H262V162L260 161V159H259V161L261 162V163H263V160H264V141L261 139V137L259 136V138L256 136L255 138H254V140H253V137ZM16 137V136H15ZM43 137V136H42ZM44 137V138H45ZM47 137H48V135H47ZM68 137V136H67ZM119 137V136H118ZM120 137H121V135H120ZM123 137V136H122ZM121 137V138H122ZM139 137V136H138ZM157 137V136H156ZM179 137V136H178ZM222 137V136H221ZM223 137V139L222 140H224V142H225V139H226V137L224 138ZM1 138H3V136L1 137ZM9 138V137H8ZM41 138V137H40ZM95 138V137H94ZM120 138V139H121ZM133 138V137H132ZM153 138V137H152ZM163 138V137H162ZM220 138V137H219ZM42 139V138H41ZM46 139V138H45ZM72 139H73V137H72ZM124 139V138H123ZM125 139H127V138H125ZM137 139V138H136ZM173 139H174V137H173ZM177 139V138H176ZM175 139V140H176ZM189 139V138H188ZM1 140V139H0ZM48 140V139H47ZM50 140H51V138H50ZM54 140H55V138H54ZM170 140V139H169ZM168 140V141H169ZM212 140V139H211ZM218 140V139H217ZM221 139H219V141H216L215 143H214V146H211V145H213L212 143H211V145H210V148H214L213 150H214V152H211V156H212V153H214V156H213V161H214V163H218L217 164V166L219 165V164H221V163H219V160H220V158H219V151H221V150H224L223 149V147H224V145L226 144V142H227V144L229 143V141H227L226 140V142H225V144L222 142V140L220 141ZM251 140V139H250ZM45 141V140H44ZM58 141V140H57ZM73 141V140H72ZM99 141V140H98ZM138 141H139V139H138ZM166 141V140H165ZM183 141V140H182ZM187 141V140H186ZM210 141V140H209ZM237 141V140H236ZM263 141V142H262ZM13 142V141H12ZM70 142V144H73V143H71V141H69ZM100 142V141H99ZM117 142V141H116ZM147 142V141H146ZM174 142V141H173ZM177 142V141H176ZM231 142V141H230ZM1 143V142H0ZM44 143V142H43ZM50 143V142H49ZM82 143V142H81ZM98 143V142H97ZM105 143V142H104ZM120 143V142H119ZM143 143V142H142ZM148 143V142H147ZM150 143V142H149ZM153 143H155L154 141H153ZM165 144L167 143V142H164ZM171 143V142H170ZM232 143V142H231ZM231 143H229V144H231ZM250 143V142H249ZM106 144V143H105ZM117 144V143H116ZM122 144L124 145L125 143H124V141H122ZM121 144V145H122ZM127 144V146H128V143H126ZM125 144V145H126ZM183 144V143H182ZM188 144H189V142H188ZM228 144V145H229ZM250 144H252V143H250ZM39 145H40V143H39ZM78 145V144H77ZM110 145V144H109ZM120 145V147H122ZM150 145V144H149ZM149 145H147V146H149ZM157 145V144H156ZM160 145V144H159ZM158 145V146H159ZM172 145H173V143H172ZM191 145V147H192V144H190ZM57 146V145H56ZM100 146V145H99ZM116 146V145H115ZM127 146H123L121 149L123 150H125L126 148H124V147H127ZM155 146V145H154ZM161 146V145H160ZM159 146V147H160ZM165 146V145H164ZM174 146V145H173ZM66 147V146H65ZM86 147V146H85ZM105 147V146H104ZM146 147V146H145ZM150 148H151V146H149ZM158 147V148H159ZM190 147V148H191ZM237 147V146H236ZM252 147V146H251ZM62 148V147H61ZM68 148V147H67ZM80 148V147H79ZM82 148V147H81ZM117 148H119V147H116V149ZM132 148V147H131ZM135 148V147H134ZM148 148V147H147ZM150 148H148L149 150H150ZM152 148H153V146H152ZM174 148V147H173ZM185 148V147H184ZM183 148V149H184ZM232 148V147H231ZM66 149V148H65ZM70 149V148H69ZM101 149V148H100ZM104 149V148H103ZM108 149H109V147H108ZM107 149V150H108ZM146 149V148H145ZM154 150H152V151H149V153L150 152H152V154L153 153H156V150H157V148L156 147H154L153 148ZM156 149V150H155ZM160 149V148H159ZM181 149V148H180ZM72 150V149H71ZM83 150V149H82ZM135 150V149H134ZM143 150H144V148H143ZM161 150V149H160ZM178 150H179V148H178ZM230 150V149H229ZM235 150V149H234ZM239 150V149H238ZM62 152H65V151H63V150H61ZM60 151V152H61ZM114 151V150H113ZM127 151V150H126ZM130 151V150H129ZM155 151V152H154ZM166 152H167V150H165ZM181 151H182V149H181ZM181 151H180V153H181ZM190 151V150H189ZM75 152H77V151H75ZM116 152V151H115ZM123 152V151H122ZM121 152V153H122ZM125 152V151H124ZM131 152H133V151H131ZM136 152V151H135ZM147 153H148V150L146 151ZM146 152H144V153H146ZM161 152V151H160ZM163 152V151H162ZM187 152V151H186ZM185 152V153H186ZM192 152H194V151H192ZM70 153V152H69ZM78 153V152H77ZM118 153V152H117ZM126 153V152H125ZM144 153H143V155H144ZM148 153V154H149ZM179 153V154H180ZM232 153V152H231ZM253 153V152H252ZM14 154V153H13ZM66 154H68V153H66ZM66 154H64V155H66ZM79 154V153H78ZM127 154V153H126ZM134 154V153H133ZM157 154V153H156ZM159 154V153H158ZM192 153H191V151H190V155H191ZM228 153H226V155H227ZM3 155V154H2ZM61 155V154H60ZM83 155H85V154H83ZM115 155L116 154H114L113 156L115 157ZM119 155H121L120 153H119ZM140 155V154H139ZM151 155V154H150ZM150 155H148L149 157H150ZM173 155H176V153H174ZM186 155H188L189 156V154H186ZM185 155V156H186ZM220 155H222V152H220ZM68 156H70V154L69 155H67V157ZM74 156H76V154H74ZM109 156V155H108ZM126 156V155H125ZM131 156V155H130ZM153 156V155H152ZM157 156H159V155H157ZM156 156V157H157ZM172 156V155H171ZM185 156H182V157H184L185 158ZM198 156V155H197ZM1 157V156H0ZM8 157V156H7ZM12 157V156H11ZM10 157V158H11ZM66 157V156H65ZM64 157V159H65V161H64V159H63V157H62V159L63 160H61L62 161V163L64 164V162H65V165H66V167L65 168H63L62 167V163H60V167H62V170L63 171H65V170H67L68 168H67V161L66 160H68L67 159V157L65 158ZM73 157V156H72ZM120 157H123V156H120ZM127 157V156H126ZM134 157V156H133ZM149 157H147V158H149ZM168 157V156H167ZM166 157V158H167ZM176 157V156H175ZM181 156H180V158H182ZM194 157V156H193ZM223 157V156H222ZM231 157V156H230ZM236 157V156H235ZM9 158V159H10ZM78 158V160H79V157H77ZM100 157H98L97 159H99ZM103 158V157H102ZM111 158V157H110ZM119 158V157H118ZM117 158V159H118ZM136 158V157H135ZM134 158V159H135ZM144 158V157H143ZM143 158H142V160H143ZM152 158V157H151ZM151 158H149L148 160L150 161V163L149 164H152L156 169H157V167H159V162L161 161V163L163 164V161L160 159V161H158V163L156 162V164L158 165H156L155 163H154V161H153V159L155 158H153V159H151ZM158 158V157H157ZM160 158V157H159ZM161 158H162V156H161ZM164 158V157H163ZM173 158V157H172ZM183 158V159H184ZM190 158H191V156H190ZM198 158V157H197ZM201 158V157H200ZM85 159V158H84ZM94 159H96V158H94ZM101 159V158H100ZM104 159V158H103ZM114 159V158H113ZM130 159V158H129ZM133 159V158H132ZM137 159V158H136ZM135 159V160H136ZM156 159V158H155ZM188 159V158H187ZM194 159V158H193ZM192 159V160H193ZM196 159V158H195ZM223 159H224V157H223ZM226 159H227V157H226ZM232 159V158H231ZM11 160V159H10ZM17 160H19V159H17ZM71 159L69 158V161H70ZM82 160V159H81ZM106 160V159H105ZM107 160H109V159H107ZM141 160V161H142ZM146 160V159H145ZM148 160H146V162L148 163ZM170 160H171V158H170ZM169 160V161H170ZM174 160H176L175 158H174ZM173 160V161H174ZM182 160V159H181ZM186 160V159H185ZM233 160V159H232ZM236 160V159H235ZM256 160H258V159H256ZM2 161V160H1ZM7 161V160H6ZM12 161V160H11ZM13 161H16V160H13ZM68 161V162H69ZM85 161V160H84ZM94 161V160H93ZM116 161V160H115ZM117 161H119V160H117ZM121 161V163H123V161L122 160H120ZM119 161V162H120ZM132 161V160H131ZM166 161V160H165ZM211 161H212V159H211ZM222 160H220V162H221ZM224 161V160H223ZM229 161V160H228ZM241 161V160H240ZM243 161H245V160H243ZM242 161V162H243ZM58 162H60V161H58ZM83 162V161H82ZM87 162V161H86ZM100 162V161H99ZM104 162H106V161H104ZM125 162V161H124ZM136 162H137V160H136ZM135 162V163H136ZM171 162V161H170ZM170 162H166L167 164L168 163H170ZM175 162V161H174ZM174 162H173V164H174ZM177 162H178V157H177ZM177 162H175V163H177ZM182 162V164H183V162L184 161H181ZM188 162V161H187ZM192 161H190V163H191ZM195 162V161H194ZM199 162V161H198ZM238 162H239V160H238ZM246 162V161H245ZM244 162V163H245ZM259 162V163H260ZM73 163H75V160H74V162ZM80 162H78V164H79ZM103 163V162H102ZM107 163V162H106ZM131 163V162H130ZM135 163H134V165H135ZM154 163V164H153ZM160 163V167H162V168H158L159 169V171H158V169L157 170H155V168H153V166L150 168V167H148V166H146V165H148V164H143L144 166H146V167H148L146 170L148 171L147 173H149V168H150V170L152 171L151 172V174L153 175V174H155L156 173V175L155 176H151V174H150V176H151V178H153V181L156 179L157 181H158V183H161V186H159L158 184V187H156V189L158 188V190H154V193L153 194H155L156 192V196L154 197V196H152V198H155L154 199V201H153V199H151L152 200V202H155V204H153V205H155V207L157 208V210L159 211L158 212V214H157V212H156V210H155V208H154V206L153 205H151L152 207H153V212H154V210H155V212L154 213H156L155 215L156 216H153V219H154V217H155V221L153 220V224H154V227L157 229V231L156 232H153V234H155L154 236H156V237H154V239H159L160 241H161V243H160V241L158 242V245H156V244H153V247L152 248H154L155 250H153L150 246H149V244H148V242H150L149 241V238L150 237H148V234H146V232L143 230V229H145V228H143V225L141 224V225H139V224H137V223H135V224H137V227H135V228H137V232H136V234H137V238H138V242H137V239H136V243H139V245L137 244L136 245V243L134 244V238H132L131 236H129L127 239H129V240H127L128 242H126V240H123V243L124 244H120V245H123V246H120V245H118V247L117 246H112V247H110V248H113L112 250H114V251H110V249L109 248H107L108 250H106V251H108V252H106L105 251V244H104V252H106V253H104L103 251H102V247H103V244L101 243V244H99V242H102L101 240H103V238L102 237H104V236H102L103 234H101L100 232V234H101V236L102 237H100V238H102L101 240H100V238H99V240H98V236L100 235L99 233H95V232H97V230H95V235H98V236H96L95 237V235L94 234H92V232L94 231V229H96V227L93 225V224H97V223H99V221L97 222V217L99 218V216L97 215V217H96V219L94 220V222L91 224V225H93V227H95V228H93V230H92V228L89 226L88 228L90 229V230H92L91 231V233H89L90 231H89V229H87V227H85V222H84V224L82 225V226H84V227H82L81 226V228H79L78 226H80L81 224H80V222H79V220H78V222H79V225H78V223L76 224V222H75V224L77 225L76 226V228L78 229V230H75L76 228H74V226H75V224L73 223V225H72V223L71 222H69L68 220H67V217H66V219L65 218H63L64 220H66V221H63V220H60V219H62V218H59L58 220H57V222L58 221H60L61 222V224H60V222H59V225L57 224V223H54L55 225H53V226H55V228L54 229H51L52 227H50V228H48V229H50V230H48V234L50 233V236H51V239H49L48 237H46L47 236V232H46V236H41V234L42 233H40V231H38L37 232V230L35 231L33 228L35 227L34 225V227L33 228H30L32 225H28L27 224V222H26V224H27V227L29 226V229L31 230V229H33V231H29V229L27 228V230H25V233L24 234H26L27 235V239L29 240V243L28 242H26L27 243V246L25 247L26 249V251L25 252H23V249H21V247H20V243L21 242H19V243H17L16 242V240H17V238H16V240L15 239H13V238H11V236L12 235H10V234H12L11 232H9L8 231V229L6 228L7 226L5 225V223H4V221L2 222V224H3V226L5 225L6 227H2V225H0L1 226V230H3V231H0V234H1V232H3V234H2V236H1V238H3L2 239V241L0 242V264H53V262H56V264H145L146 262H148V261H150V262H153L152 260H153V258L155 257V263L154 264H163V263H167V264H226V263H228V262H225V261H227V260H224V257L222 256V250H224L223 248H225V243H224V245H222L223 243V241H222V239H220L221 238V236H223V232H222V235L221 234H219L218 233V231L217 230H219V229H221V230H219V231H224V229L230 224V221L234 218L233 216H232V211H231V209H230V206L228 205L229 203H226V202H224L223 201V199H225V198H223L222 199V195L224 194V190H222V189H224V188H222L223 187V185L222 184H220L219 182V179H218V177H217V175L218 174H220V173H217V172H219V171H221L224 167V165L226 166V163L225 162H223V166L222 165H220V166H222L223 168H218V171H216V173L214 172V170L216 169V164H215V166L216 167H214V170L213 169H211V167H210V169L211 170H213V172L215 173V174H217V175H215V174H213L212 176L214 177V179H213V182H212V184H211V182H210V187H208L210 190H211V193L210 192H208L209 191V189L207 190V189H205V194H204V192L202 193V190H201V194H200V192H198V194H200L198 197L200 198V200H198V201H200L201 203H203V206L200 204V206H201V208L203 209V212H204V214H205V212H206V215L209 213H207V211L206 210H208V209H210V210H212V212L214 211V212H216V214L218 215V217L216 218L215 216H216V214L215 213H213V215L212 216H214L213 217V219H215V221H214V223L212 222V220H211V230H212V232H213V234L211 235L212 237H210V238H212L211 240H209V243L207 242H204V237H203V235H201L203 232H201V234L199 233V231H202V229L200 230V228H202V226L201 227H199V216L198 215H200L198 212H199V210H201V209H198L197 207H196V205H194V203H191V202H193L192 201V198L190 197V199H191V201H190V199L188 198V196H187V194H185L186 196H187V198H185L186 200H189L190 202L186 205V203L184 202V204H185V208L186 209H188L187 211H189L190 212V215H191V219L193 220V219H195V220H191L190 219V222H188L189 224H191L192 223V225H193V227L195 226V228H191V231L193 230L194 232L193 233H196L195 235H196V238H195V235H193L194 236V238L193 239H195V240H193V239H191V241L188 239V241L189 242H191V244L190 245H186L185 246V244L187 243V244H189V242L188 241H186V243L184 244V245H180L179 243H175V244H173V245H175V246H173V245H170L169 246V244L171 243V242H167L166 240L167 239H170V238H167L165 235H163L165 238V240H163V236H162V234L164 233V231L165 230H163V233L162 232H160V231H162V227H159V225L158 224H160V226H162L163 224V221L165 220V218L164 217H162V213H164V212H162L161 213V211H162V208H164L165 206H163V204H167V202L166 201H169V198L171 199V197H169V193H170V190H169V193H168V191L166 190V192H165V188H164V192H163V190L161 189V188H163L164 186L163 185H167V181L170 183V182H172L174 179H172V175L170 176V178L168 177L169 176V169L167 170H165L166 171V173H165V171H161L160 172V170L161 169H164L166 166H167V164H165V165H163V166H165V167H163L162 166V164ZM186 163V162H185ZM205 163V162H204ZM213 163V164H214ZM235 163V162H234ZM247 163V162H246ZM17 164V163H16ZM62 164V165H61ZM68 164H70V163H68ZM85 164V163H84ZM112 164V163H111ZM142 164V163H141ZM140 164V165H141ZM171 164V163H170ZM171 165L172 167H174L175 168V165ZM181 164V163H180ZM192 164H193V167L195 166V165H197L196 163H193L192 162ZM195 164V165H194ZM199 164V163H198ZM212 164V163H211ZM236 164H238V163H236ZM252 164V163H251ZM250 164V165H251ZM10 165V164H9ZM15 165V164H14ZM39 165H40V163H39ZM89 165V164H88ZM97 165H99V164H97ZM101 165H103V164H101ZM109 165V164H108ZM119 165H121L120 163L118 164V166ZM202 165V164H201ZM239 165V164H238ZM237 165V166H238ZM242 165H245V164H242ZM247 165H249V163L247 164ZM262 165V164H261ZM3 166V165H2ZM32 166V165H31ZM73 167H74V165H72ZM84 166V165H83ZM104 166V165H103ZM103 166H101V167H103ZM105 166H107V165H105ZM112 166V165H111ZM117 165H116V167H118ZM127 166H128V164H127ZM143 166V167H144ZM149 166H151V165H149ZM176 166H177V164H176ZM182 166H184V165H182ZM189 166H190V164H189ZM189 166H188V168H189ZM197 166H199V165H197ZM212 166V165H211ZM228 166H230V165H228ZM239 166H241V162H240V165ZM254 165L252 164V167H253ZM6 167V166H5ZM10 167V166H9ZM8 167V168H9ZM57 167V166H56ZM59 167V166H58ZM59 167V168H60ZM86 167V166H85ZM99 167V166H98ZM121 167V166H120ZM171 167V172L172 171H174L176 168L178 169L179 167H176L174 170H173V168ZM190 167H192V166H190ZM206 166H204V167H202L201 166V169L203 168V170H204V168H205ZM219 167V166H218ZM227 167V166H226ZM235 167V166H234ZM246 167V166H245ZM248 168L250 167V166H247ZM252 167H250V168H252ZM256 167L257 166H254V168L256 169ZM264 163H263V165H262V169H263V172H264ZM40 168V167H39ZM74 168H76V167H74ZM79 168H80V165H79ZM84 168V167H83ZM94 168H95V170H96V167L94 166ZM113 168V167H112ZM122 168V167H121ZM126 168V167H125ZM138 168V167H137ZM184 168V167H183ZM197 168V167H196ZM230 168V167H229ZM242 168H243V166H242ZM242 168H240V169H242ZM248 168H245V171H244V168L242 169V172H247V173H243V174H249V172L250 171H248L249 169ZM41 169V168H40ZM47 169V168H46ZM57 169V168H56ZM65 169V170H64ZM86 168H84V170H85ZM109 169H110V166H109ZM117 170H119L120 171V169H118V168H116ZM181 169H182V167H181ZM220 169V170H219ZM225 169H227V168H224V170ZM236 169V168H235ZM246 169H248V170H246ZM253 169V168H252ZM10 170V169H9ZM42 170V172L41 173H43V169H41ZM54 170V169H53ZM61 170V171H62ZM80 170V169H79ZM103 170V169H102ZM107 170V169H106ZM113 170V169H112ZM141 170H142V168H141ZM140 170V171H141ZM183 170V169H182ZM182 170H181V172H182ZM185 170H186V168H185ZM193 170V169H192ZM192 170H190V172L192 171ZM254 170V169H253ZM258 170V169H257ZM260 170V169H259ZM38 171V170H37ZM62 171V172H63ZM69 171L70 172H72L71 170H70V168H69ZM76 171V170H75ZM74 171V172H75ZM116 171V170H115ZM136 171H139V170H136ZM153 171H156V172H154L153 173ZM158 171V172H157ZM176 171H180V170H176ZM176 171H174V172H176ZM186 171H188V173H187V177H188V174H190L189 173V170H186ZM196 171H198L197 169H196ZM205 171V170H204ZM203 171V172H204ZM240 171V170H239ZM239 171H238V173H239ZM252 171V170H251ZM262 171V170H261ZM45 172V171H44ZM50 172V171H49ZM53 172V171H52ZM56 172V171H55ZM77 172H79V171H77ZM100 172H102V171H100ZM130 172V171H129ZM132 172H133V170H132ZM146 172V171H145ZM160 172V173H159ZM173 172V173H174ZM180 172V173H181ZM200 172V171H199ZM206 172V171H205ZM212 172V173H213ZM262 172V173H263ZM39 173V172H38ZM57 173V172H56ZM97 173H99V170H98V172H96V174ZM119 173V172H118ZM124 173V172H123ZM178 172H176V173H174L173 175L175 176V180H176V177L178 176V174H177ZM196 173V172H195ZM224 173V172H223ZM226 173V172H225ZM235 173V172H234ZM37 174V173H36ZM45 174V173H44ZM48 174H50V173H48ZM47 174V175H48ZM61 174V173H60ZM74 174V173H73ZM77 174V173H76ZM75 174V175H76ZM108 174H110V173H108ZM133 174V173H132ZM135 174V173H134ZM170 174H172V173H170ZM177 176H176V175ZM186 174V173H185ZM184 174V175H185ZM194 174V173H193ZM192 174V175H193ZM229 174H232V173H230L229 172ZM252 174V173H251ZM32 175V174H31ZM38 175V174H37ZM41 175H43V174H41ZM62 175V174H61ZM80 174H78V176H79ZM92 175V174H91ZM99 175L101 176V174L99 173ZM112 175V174H111ZM114 175H116V174H114ZM120 175V174H119ZM128 175V174H127ZM130 175V174H129ZM144 175V174H143ZM147 175V174H146ZM149 175V174H148ZM225 175H227V173L225 174ZM57 176H58V174H57ZM63 176V175H62ZM64 176H66V175H64ZM72 176V175H71ZM77 176V175H76ZM93 176V175H92ZM106 176V175H105ZM121 176V175H120ZM142 176V175H141ZM140 176V177H141ZM182 176H183V174H182ZM190 177L189 178H191V175H189ZM231 176V175H230ZM243 176V178H244V175H242ZM38 177V176H37ZM50 177V176H49ZM80 177V176H79ZM108 177V176H107ZM111 177V176H110ZM117 177H119V176H117ZM138 177V176H137ZM149 177V176H148ZM186 177V178H187ZM208 177V176H207ZM206 176H205V178H207ZM211 177V176H210ZM209 177V178H210ZM213 177H211V178H213ZM225 177V176H224ZM233 176H231V178H232ZM39 178V177H38ZM58 178V177H57ZM91 178V177H90ZM93 178H95V176L93 177ZM101 178V177H100ZM109 178V177H108ZM115 178V180L114 181H116V176H113V178H112V180ZM120 178L121 177H119V180H120ZM135 178V177H134ZM150 178V177H149ZM148 178V179H149ZM155 178V179H154ZM169 178V179H168ZM174 178V177H173ZM186 178H185V180H186ZM204 178V177H203ZM234 178H236V177H234ZM238 178H239V176H238ZM241 178V177H240ZM251 178V177H250ZM249 178V176H248V179H250ZM1 179V178H0ZM29 179H31V177H29ZM34 179V178H33ZM39 179H41V178H39ZM55 179V178H54ZM70 179V178H69ZM72 179V178H71ZM99 179V178H98ZM139 178H137V180H138ZM145 179H146V177H145ZM167 179V181H165ZM180 179H182L181 177H180ZM188 179V178H187ZM192 179V178H191ZM195 179H196V177H195ZM199 179V178H198ZM224 179V178H223ZM226 179H229L228 177H226ZM246 179V178H245ZM243 180V182L244 181H246V183L247 184H249L248 182H247V180ZM6 180V179H5ZM43 180V179H42ZM45 180H46V178H45ZM50 180H51V178H50ZM56 180V179H55ZM76 180V179H75ZM82 180H83V177H82ZM81 180V181H82ZM92 180V179H91ZM106 180V179H105ZM108 180V179H107ZM118 180V179H117ZM163 180H164V184H162V182H163ZM174 180V181H175ZM179 180V179H178ZM188 180H190V179H188ZM205 180V179H204ZM212 180V179H211ZM221 180V179H220ZM241 180V181H242ZM11 181V180H10ZM9 181V182H10ZM30 181V180H29ZM28 181V182H29ZM34 181V180H33ZM59 180H57V182H58ZM78 181H80V180H78ZM95 181H97V180H95ZM114 181H112V185H115V187L116 186H118V187H120L118 184H120V182L117 184V182H114ZM122 181H123V179H122ZM129 181V180H128ZM135 181V180H134ZM177 181V180H176ZM180 181V180H179ZM196 181V180H195ZM223 181V180H222ZM221 181V182H222ZM228 181V180H227ZM240 181V182H241ZM4 182H6V181H4ZM4 182H3V185H4ZM12 182V181H11ZM16 182H18V180L16 181ZM21 182V181H20ZM30 182H32V181H30ZM35 182V181H34ZM45 182V181H44ZM52 182H53V180H52ZM62 182V181H61ZM60 182V183H61ZM84 182V181H83ZM82 182V183H83ZM94 182V181H93ZM98 182V181H97ZM100 182H102L101 180H100ZM108 182V181H107ZM139 182V181H138ZM145 182V181H144ZM150 182H152V180L150 181ZM181 182V181H180ZM193 182V181H192ZM199 182V181H198ZM201 182V181H200ZM240 182H237L238 183V185L240 184ZM242 182V184H244ZM13 183V182H12ZM12 183H7V184H12ZM36 183H40V181L39 182H37L36 181ZM46 183H47V181H46ZM54 183V182H53ZM70 183V182H69ZM75 183H77V182H75ZM80 183V182H79ZM86 183H87V181H86ZM90 183V182H89ZM114 183V184H113ZM117 185H116V184ZM123 183V182H122ZM135 183V182H134ZM142 183V182H141ZM147 183H149L148 181H147ZM155 183H157L156 181H154V184ZM168 183V184H169ZM179 183V182H178ZM184 183V182H183ZM193 183H195V182H193ZM206 183V182H205ZM208 184H209V180H208V182H207ZM229 183V182H228ZM236 183V182H235ZM237 183H236V185H237ZM245 183V184H246ZM24 184V183H23ZM29 184V183H28ZM32 184H33V182H32ZM35 184V183H34ZM38 184L36 185V186H38ZM41 184V183H40ZM56 184V183H55ZM67 184V183H66ZM95 184V183H94ZM93 184V185H94ZM98 184V183H97ZM97 184H96V186H97ZM124 184V183H123ZM131 184V183H130ZM153 184V185H154ZM171 184V183H170ZM227 184V183H226ZM225 184V185H226ZM242 185L241 187H239L238 185V187L240 188H238L239 189V191H238V189H236L238 192H240V194L242 195V197H244V195L246 196V194H247V196H248V193L252 190V186H251V190H250V187H249V185ZM14 185H16V184H14ZM17 185H18V183H17ZM16 185V186H17ZM20 185H21V183H20ZM43 185V184H42ZM41 185V186H42ZM46 185V184H45ZM59 185V184H58ZM103 185V184H102ZM106 185H107V183H106ZM127 185V184H126ZM125 185V186H126ZM133 185V184H132ZM173 185V184H172ZM178 185V184H177ZM176 185V186H177ZM180 185V184H179ZM186 185V184H185ZM189 185V184H188ZM9 185H7V187H8ZM11 186V185H10ZM9 186V187H10ZM23 186V185H22ZM22 186H20V189H21V187ZM29 187H30V185H28ZM40 186V185H39ZM38 186V187H39ZM49 186V185H48ZM52 186V185H51ZM71 186V185H70ZM98 186H99V184H98ZM128 186V185H127ZM134 186V185H133ZM144 185H142V187H143ZM152 186V185H151ZM155 186H156V184H155ZM175 186V185H174ZM201 186H203V184L201 185ZM207 186V185H206ZM222 186V187H221ZM6 187V188H7ZM53 187V186H52ZM69 187V186H68ZM86 187H88V186H86ZM101 187V186H100ZM111 187H113V188H115L114 186H111ZM110 187V188H111ZM147 187V186H146ZM148 187H150V186H148ZM183 187V186H182ZM181 187V188H182ZM188 187V186H187ZM195 187V186H194ZM262 187V186H261ZM41 188V187H40ZM39 188V189H40ZM55 188H56V186H55ZM64 187H62V189H63ZM66 188V187H65ZM71 188L73 189V187L71 186ZM90 188V187H89ZM96 188V187H95ZM109 188V189H110ZM122 187H120V189H119V191H115L116 193L117 192H122V193H124V191H121L122 189H121ZM135 188V187H134ZM134 188H133V190H134ZM145 188V187H144ZM154 188V187H153ZM170 188H172V187H169V189ZM178 187H176V189H177ZM193 188V187H192ZM232 188V187H231ZM231 188H230V191H228V192H231V194L230 195H232V191H231ZM234 188H236V187H234ZM233 188V189H234ZM263 188V187H262ZM8 189V188H7ZM14 189H15V187H14ZM17 189V188H16ZM18 189H19V187H18ZM26 189V188H25ZM28 189V188H27ZM30 189V188H29ZM29 189H28V191H29ZM38 189V188H37ZM41 189H43V188H41ZM40 189V190H41ZM49 189V188H48ZM52 189V188H51ZM50 189V190H51ZM60 189V188H59ZM67 189H69V188H67ZM71 189V190H72ZM92 189H93V187H92ZM97 189V188H96ZM95 189V190H96ZM99 190H100V188H98ZM103 189V188H102ZM101 189V190H102ZM105 189H106V186H105ZM108 189V188H107ZM117 189V188H116ZM124 189H126L125 187H124ZM139 189V188H138ZM152 189V188H151ZM150 189V190H151ZM166 189H167V187H166ZM180 189V188H179ZM195 189H196V187H195ZM200 189H202V188H200ZM203 189V190H204ZM232 189V190H233ZM49 190V191H50ZM55 190V189H54ZM64 190V189H63ZM71 190H70V192H71ZM75 190V189H74ZM88 190V189H87ZM136 190H137V188H136ZM178 190V189H177ZM176 190V191H177ZM187 190H189V189H187ZM187 190H186V192H187ZM198 190V189H197ZM235 190V191H236ZM263 190H264V188H263ZM7 191V190H6ZM11 191V190H10ZM9 191V192H10ZM27 191V192H28ZM42 191V190H41ZM46 191H47V188H46ZM76 191V190H75ZM89 191H91V189L89 190ZM103 191V190H102ZM106 191V190H105ZM109 191V190H108ZM132 191V190H131ZM139 191H140V189H139ZM174 190H172V192H173ZM182 191V190H181ZM184 191V190H183ZM222 191H223V194H222ZM234 191V190H233ZM262 191V190H261ZM2 192V191H1ZM12 192V191H11ZM14 192V191H13ZM34 192V191H33ZM43 192V191H42ZM42 192H41V194H42ZM50 192H52V191H50ZM68 192V191H67ZM66 192V193H67ZM74 192V191H73ZM110 192H111V190H110ZM113 192V191H112ZM129 191H127L126 192V195H127V193H128ZM134 192H135V190H134ZM141 192H143V191H141ZM149 192V191H148ZM153 192V191H152ZM180 192V191H179ZM185 192V193H186ZM208 192V193H207ZM226 192V191H225ZM252 192L254 193V191L252 190ZM252 192L250 193V195L252 194ZM16 193V192H15ZM49 193V192H48ZM53 193V192H52ZM77 193H78V191H77ZM133 193V192H132ZM139 193V192H138ZM166 193H168L167 195H165ZM183 193V192H182ZM197 193V192H196ZM195 193V194H196ZM207 193V194H206ZM209 193H210V195L212 194V198L210 197V195H209ZM236 193V192H235ZM3 194V193H2ZM1 194V195H2ZM6 194V193H5ZM20 194V193H19ZM19 194H17V195H19ZM32 194V193H31ZM30 194V195H31ZM34 194H35V192H34ZM38 193L36 192V195H37ZM44 194H46V193H44ZM94 194V193H93ZM92 194V195H93ZM104 194V193H103ZM110 194V193H109ZM121 194V193H120ZM120 194H113V197H117L116 195H118L119 197H120ZM125 194V193H124ZM123 194V196H125ZM134 194V193H133ZM173 194V193H172ZM174 194H176V193H174ZM173 194V195H174ZM189 195H190V193H188ZM193 194V193H192ZM191 194V196H193ZM203 194V195H202ZM226 194V193H225ZM233 194H234V192H233ZM237 194V193H236ZM7 195H8V192H7ZM9 195H11V194H9ZM9 195H8V198H9ZM15 195V194H14ZM33 195V194H32ZM53 195V194H52ZM62 196H63V194H61ZM70 195V194H69ZM69 195H67V196H69ZM77 195V194H76ZM82 195V194H81ZM101 195H102V192H101ZM100 195V196H101ZM129 195V194H128ZM140 195V194H139ZM182 195V194H181ZM209 195V196H208ZM229 195V196H230ZM253 195V194H252ZM13 196V195H12ZM25 196V195H24ZM27 196V195H26ZM25 196V197H26ZM40 196V195H39ZM43 196V195H42ZM56 196V195H55ZM85 196V195H84ZM91 196V195H90ZM112 195H109V197H111ZM130 196H132V195H130ZM184 196V195H183ZM183 196H182V198H183ZM225 195H223V197H224ZM238 196V195H237ZM259 196V195H258ZM49 197H50V195H49ZM48 197V198H49ZM71 197V196H70ZM92 197V196H91ZM109 197H107L106 199H109ZM142 197V196H141ZM149 197H150V195H149ZM166 197H169L168 198V200H166ZM177 197V196H176ZM185 197V196H184ZM3 198V197H2ZM15 198H16V196H15ZM24 198V197H23ZM34 198H36L35 196H34ZM44 198V197H43ZM47 198V199H48ZM61 198V197H60ZM72 198V197H71ZM84 198V197H83ZM96 198V197H95ZM100 198V197H99ZM135 198V197H134ZM137 198H138V196H137ZM173 198V197H172ZM175 198V197H174ZM227 198H229L228 196H227ZM226 198V199H227ZM1 199V198H0ZM6 199V198H5ZM37 199V198H36ZM40 199V198H39ZM50 199V198H49ZM62 199V198H61ZM91 199V198H90ZM98 199V198H97ZM101 199V198H100ZM99 199V200H100ZM118 199V198H117ZM128 199V198H127ZM142 199V198H141ZM148 199V198H147ZM179 199L181 200V198H180V196H179ZM196 199V198H195ZM212 199V200H211ZM234 199H235V197L233 198V201H234ZM246 199H248V197L246 198ZM2 200V199H1ZM0 200V201H1ZM9 200H13V199H9ZM24 200V199H23ZM26 200H27V198H26ZM65 200V199H64ZM72 200V199H71ZM75 200V199H74ZM79 200V199H78ZM121 200V199H120ZM134 199H133V197H132V201H133ZM145 200V199H144ZM166 200V201H165ZM179 200V201H180ZM221 200V201H220ZM228 201L230 200V199H227ZM241 200V199H240ZM259 200V201H258ZM14 201H15V199H14ZM29 201V200H28ZM40 201V200H39ZM60 201V200H59ZM73 201V200H72ZM71 201V202H72ZM75 201H77V198H76V200ZM88 201V200H87ZM96 200H92L91 199V201H88V202H90V204H88V202L85 204L86 205V207H88V208H91V209H94V207H95V205L97 206L98 204H96V202H95ZM147 201V200H146ZM177 201H178V198H177ZM178 201V202H179ZM184 201V200H183ZM231 201V200H230ZM229 201V202H230ZM243 201V200H242ZM248 201V200H247ZM256 201V203H257V205H262V207H264V193L262 192V194H261V196H260V198H257V200H254V202ZM22 202V201H21ZM33 202H35V201H33ZM45 202H46V200L44 201V204H45ZM50 202V201H49ZM63 202V201H62ZM67 202H68V199H67ZM101 202H102V200H101ZM109 202V201H108ZM107 202V203H108ZM112 202V201H111ZM114 202V201H113ZM117 202H119V201H117ZM124 204H126L124 201H122ZM121 202V203H122ZM128 202H129V199H128ZM138 202H140L139 201V199H138ZM166 202V203H165ZM170 202V201H169ZM168 202V206H169V203ZM173 202H174V199H173ZM237 202H238V200H237ZM15 203V202H14ZM14 203L12 204V205H14ZM17 203V202H16ZM51 203H52V201H51ZM69 203V202H68ZM68 203H67V205H68ZM73 203H75V202H73ZM78 203V202H77ZM84 203V202H83ZM106 203V202H105ZM116 203V200H115V202H114V204ZM133 203H134V201H133ZM136 203V202H135ZM135 203H134V207H136V205H135ZM145 203H147V202H145ZM144 203V204H145ZM240 203V202H239ZM18 204H19V202H18ZM22 204V203H21ZM31 204H32V202H31ZM58 204V203H57ZM99 204H101V203H99ZM113 204V203H112ZM130 204V203H129ZM140 204V203H139ZM142 204V203H141ZM173 204V203H172ZM177 204V203H176ZM230 204H232V201H231V203ZM236 204V203H235ZM244 204H245V202H244ZM248 204V203H247ZM8 205H9V203H8ZM7 205V206H8ZM16 205V204H15ZM20 205V204H19ZM25 205V204H24ZM27 205H29V203L27 204ZM26 205V206H27ZM37 205V204H36ZM55 205V204H54ZM59 205V204H58ZM70 205V204H69ZM79 205V204H78ZM107 205V204H106ZM110 205V204H109ZM128 204H126V206H127ZM146 205H149V204H146ZM179 205H181V203L179 204ZM238 205V204H237ZM236 205V206H237ZM256 205V206H257ZM1 206V205H0ZM11 206V205H10ZM9 206V207H10ZM17 206V205H16ZM21 206H23V205H21ZM33 206H35L34 204H33ZM33 206L31 205V207L33 208ZM48 205H46L45 207H47ZM50 206V205H49ZM56 206V205H55ZM100 206V205H99ZM114 206V205H113ZM122 206H124V205H122ZM130 206H132L131 204H130ZM138 206V205H137ZM144 206V205H143ZM198 206V205H197ZM235 206V207H236ZM6 207V206H5ZM31 207H29L30 209H31ZM54 207V206H53ZM78 207H80V206H78ZM84 207V206H83ZM102 207H104V205L102 204L101 205V208ZM111 207H112V205H111ZM117 207H118V205H117ZM128 207V206H127ZM127 207H125V209L127 208ZM170 207V206H169ZM178 207H180V206H177V207H175V208H178ZM11 208V207H10ZM9 208V209H10ZM13 208V207H12ZM22 208V207H21ZM26 208H28V206L26 207ZM35 208H37V207H35ZM34 208V209H35ZM72 208V207H71ZM100 208V209H101ZM106 208V210H107V208H109V207H105ZM149 208V207H148ZM261 208V207H260ZM14 209H15V206H14ZM25 209V208H24ZM33 209V210H34ZM43 209V208H42ZM54 209H55V207H54ZM57 209V208H56ZM55 209V210H56ZM76 209H77V207H76ZM99 209V210H100ZM110 209V208H109ZM145 210H146V208H144ZM168 209V208H167ZM170 209H172V208H170ZM21 210V209H20ZM32 210V211H33ZM47 210H49L48 208H47ZM55 210H53V211H55ZM72 210V209H71ZM103 210H104V208H103ZM114 210L115 209H113V212H112V210H110L112 213H114ZM132 210V209H131ZM138 210H141V209H138ZM149 210H150V208H149ZM169 210V209H168ZM240 210V209H239ZM13 211V210H12ZM28 211V210H27ZM30 211V210H29ZM35 211H36V209H35ZM39 210H37V212H38ZM41 211V210H40ZM66 211V210H65ZM64 211V212H65ZM86 211V210H85ZM91 211V210H90ZM95 211V210H94ZM98 211V210H97ZM124 211V210H123ZM173 211H176V210H174V208H173ZM179 211V210H178ZM10 212V211H9ZM47 213H48V211H46ZM56 212V211H55ZM88 212V211H87ZM107 212H108V210H107ZM107 212L105 213V214H107ZM121 212V211H120ZM140 212H142L141 214H140V216L139 217H141V218H143L142 220L143 221H146V218H148V216H146V215H149L150 214V212H152V211H148L149 212V214L148 213H146V215L145 214H143V212H145V211H140ZM166 212V211H165ZM169 212V211H168ZM182 212V211H181ZM186 212V211H185ZM211 211H210V213H212ZM235 212V211H234ZM239 212V211H238ZM243 212H245V211H243ZM12 213V212H11ZM10 213V214H11ZM30 213V212H29ZM32 213V212H31ZM45 213V211L43 210V214ZM72 213V212H71ZM76 213V212H75ZM74 213V214H75ZM77 213H80V212H77ZM76 213V214H77ZM109 213V212H108ZM126 213H128V211L126 212ZM133 213V212H132ZM154 213H152V215L154 214ZM202 213V212H201ZM209 213V214H210ZM1 214H3V212L1 213ZM10 214H8V215H10ZM22 214H23V212H22ZM26 214V213H25ZM24 214V215H25ZM33 214V213H32ZM95 214V213H94ZM94 214H93V216H94ZM99 214V213H98ZM105 214H103V216L105 215ZM120 214V213H119ZM124 214V213H123ZM131 214V213H130ZM137 215H138V211H137V213H136ZM168 214V213H167ZM170 214H172V212L170 213ZM189 214V213H188ZM239 214V213H238ZM244 214V213H243ZM262 214H264V213H262ZM14 215V214H13ZM23 215V216H24ZM79 215V214H78ZM86 215H87V213H86ZM96 215V214H95ZM108 215H110V214H108ZM129 215V214H128ZM136 215V216H137ZM142 215H145L146 216V218H144V217H142ZM166 215V214H165ZM174 215V214H173ZM178 215V214H177ZM245 215V214H244ZM252 215V214H251ZM31 215H29V217H30ZM44 216V215H43ZM48 216V215H47ZM52 216V215H51ZM61 216V215H60ZM105 216H107V215H105ZM111 216V215H110ZM134 216V215H133ZM163 216H164V214H163ZM202 215H200V217H201ZM256 215H253V216H250V219H248L247 218V216L245 215L244 216V218H243V216H242V218L245 220H242L241 221V219L242 218H240V221H239V223H238V225H237V222H238V220L236 221V220H234L235 222H236V224L235 225H237V226H235L234 225V227H238L237 228V230L232 226V228L233 229H235L234 231H233V229L231 228V229H227L228 227L230 228V226H228L226 229L227 230H232V231H230V232H232V235L231 236H234V238L235 237H237L238 239V241H239V239H240V241L242 240V237L240 236V235H243V237H245L244 236V234H246V235H249L250 237H253L252 239H255L257 236H262L263 237V235H262V231H264V219H262V217L260 218V219H258V217H255ZM2 217V216H1ZM4 217V216H3ZM9 217H11V215L9 216ZM14 217H15V215H14ZM33 217V216H32ZM32 217H31V219H32ZM34 217H36V215L34 216ZM50 217V216H49ZM55 217H56V215H55ZM65 217V216H64ZM80 217V216H79ZM101 218H103L102 217V215L100 216ZM109 217V216H108ZM107 217V218H108ZM119 217V216H118ZM121 217V216H120ZM119 217V218H120ZM123 217H125V216H123ZM126 217H128L127 215H126ZM132 217V216H131ZM169 217V219L171 218L170 216H168ZM174 217V216H173ZM185 216H183V218H184ZM206 217H208V215L206 216ZM205 217V218H206ZM209 217H210V215H209ZM233 217V218H232ZM235 217H237L236 216V214H235ZM6 218H7V216H6ZM39 218V217H38ZM53 218V217H52ZM77 218H78V216H77ZM133 218V217H132ZM141 218H139V219H141ZM177 218V217H176ZM175 218V219H176ZM198 218V219H197ZM203 218V217H202ZM246 218V219H245ZM1 219H3V218H1ZM34 219V218H33ZM32 219V220H33ZM49 219H51V217L49 218ZM74 219H75V217H74ZM81 219V218H80ZM84 219V218H83ZM89 219H90V217H89ZM127 219V218H126ZM129 219H131L130 217H128V219H127V221L129 220ZM139 219H138V221H139ZM145 219V220H144ZM151 219H152V217H151ZM174 219V218H173ZM204 219V218H203ZM27 220H29V219H27ZM45 220V219H44ZM44 220H42L43 222H44ZM101 220V219H100ZM102 220H104V219H102ZM115 220V219H114ZM118 220V219H117ZM141 220V221H142ZM167 220V219H166ZM201 220V219H200ZM209 220V219H208ZM210 220H209V222H210ZM15 221H16V219H15ZM31 221V220H30ZM46 221H47V219H46ZM52 221V220H51ZM50 221V222H51ZM64 223H63V222ZM68 221V223H66ZM84 221V220H83ZM87 221V220H86ZM110 221V220H109ZM119 221V220H118ZM120 221H123V219L122 220H120ZM126 221V220H125ZM126 221V222H127ZM134 221V220H133ZM136 221V220H135ZM141 221H139V222H141ZM148 221V220H147ZM173 221H175V220H172V224H173ZM192 221V222H191ZM203 221V220H202ZM206 221V220H205ZM204 221V222H205ZM246 221L249 223V225H248V223H246ZM9 222V221H8ZM11 222V221H10ZM17 222V221H16ZM22 222V221H21ZM20 222V223H21ZM32 222V221H31ZM33 222H35V220L33 221ZM48 222V221H47ZM74 222V221H73ZM154 222H157L156 223V225H158L157 227L155 226V223ZM177 222H178V220H177ZM176 221H175V223H177ZM193 222H194V224H193ZM197 222V223H196ZM12 223V222H11ZM18 223V222H17ZM36 223V222H35ZM63 223V224H62ZM72 225H70V224ZM90 222H88V224H89ZM102 223V222H101ZM105 223H106V220H105ZM122 223V222H121ZM129 223H133L132 221H130L129 220V222H128V224ZM149 223V222H148ZM170 223V222H169ZM184 223V222H183ZM200 223H201V221H200ZM206 223V222H205ZM212 223H213V225H212ZM226 223L228 224L227 226H225L226 225ZM10 223H8V225H9ZM13 224V223H12ZM11 224V225H12ZM32 224V223H31ZM36 224H38V223H36ZM44 224V223H43ZM112 224V223H111ZM123 224V223H122ZM126 224V223H125ZM124 224V225H125ZM134 224V225H135ZM152 224V223H151ZM162 224V225H161ZM186 224V223H185ZM184 224V225H185ZM202 224V223H201ZM207 224V223H206ZM234 224V223H233ZM49 225V224H48ZM56 225H57V227H56ZM90 225V224H89ZM98 225V228L99 227H101V226H99V224H97ZM102 225V224H101ZM119 225V224H118ZM145 225V224H144ZM165 225V224H164ZM209 225H210V223H209ZM209 225L208 226H206L208 229H209ZM222 225H224V226H222ZM232 225V224H231ZM19 226V225H18ZM21 226H22V223H21ZM38 226V225H37ZM50 226V225H49ZM51 226H52V224H51ZM86 226H87V224H86ZM103 226V225H102ZM113 226V225H112ZM111 226V227H112ZM120 226V225H119ZM118 226V227H119ZM122 226V225H121ZM149 226V225H148ZM147 226V227H148ZM174 225H172L171 227H173ZM186 226V225H185ZM184 226V227H185ZM189 226V225H188ZM214 226V227H213ZM251 226V227H250ZM15 227V225L12 227V228H14ZM113 227H115V226H113ZM116 227H117V225H116ZM116 227H115V229H116ZM126 227V226H125ZM124 227V230L126 229ZM153 227V231L155 230V228ZM159 227V228H158ZM198 227V228H197ZM3 228V229H2ZM11 228V227H10ZM38 228H39V226H38ZM74 228V229H73ZM97 228V229H98ZM110 228V227H109ZM120 228V227H119ZM132 228H134V226L132 227ZM134 228V229H135ZM175 228V227H174ZM179 228H180V226H179ZM178 228V229H179ZM182 228V227H181ZM186 228H188L189 229V232H190V228L189 227H186ZM214 228V229H213ZM15 229V228H14ZM26 229V228H25ZM36 229V228H35ZM88 230V234H92V235H94V236H91V239H93V237H95L94 239H93V243L92 242H89V240H88V245H85V241L83 240V238H85V237H82V235L84 234H82V235H80V233H82V232H85V231H87ZM102 229V228H101ZM101 229H99V230H101ZM104 229V228H103ZM106 230H109L108 228H105ZM114 229V228H113ZM112 229V230H113ZM128 229H129V227H128ZM139 229V230H138ZM160 231H159V230ZM175 229H177V228H175ZM177 229V230H178ZM207 229V230H208ZM225 229V230H226ZM21 230V229H20ZM82 230V231H81ZM84 230V231H83ZM98 230V231H99ZM121 230V229H120ZM149 230V229H148ZM169 230V229H168ZM176 230V231H177ZM184 230H186L187 231V229H184ZM183 230V228H182V230H181V232L182 231H184ZM210 230V231H211ZM81 231V232H80ZM110 231V230H109ZM118 231V230H117ZM116 231V232H117ZM129 232V230H127L126 229V232ZM133 231V230H132ZM136 231V230H135ZM172 231V230H171ZM14 232V231H13ZM42 232V231H41ZM80 232V233H79ZM106 233H107V231H105ZM115 232V231H114ZM124 232V231H123ZM126 232H124V233H126ZM158 232V233H157ZM173 232V231H172ZM209 232V231H208ZM230 232H228L229 234H231ZM241 232L243 233V234H241ZM15 233V232H14ZM19 232H17L16 234H18ZM111 233V232H110ZM120 233V232H119ZM121 233H122V231H121ZM134 233V232H133ZM179 234H180V232H178ZM183 233H185V232H183ZM40 234V235H39ZM129 234V233H128ZM130 234H132V233H130ZM170 234H171V232H170ZM178 234V235H179ZM187 234V233H186ZM209 234V233H208ZM43 235V234H42ZM45 235V234H44ZM80 235V236H79ZM125 235H127V234H125ZM133 235H135V233L133 234ZM173 235V234H172ZM190 235H192V234H190ZM189 235V236H190ZM207 235V234H206ZM20 236V235H19ZM52 236H53V238L56 240V242H61V243H59V244H61V248H60V245L59 244H54V242L53 241H55L54 239H52ZM112 236V235H111ZM174 236V235H173ZM182 236V235H181ZM186 236V235H185ZM202 236V237H201ZM12 237H14V236H12ZM15 237H16V235H15ZM24 237V236H23ZM123 237V236H122ZM125 237V236H124ZM152 237V236H151ZM207 237V236H206ZM226 237V236H225ZM248 237V236H247ZM0 238V239H1ZM82 238V239H81ZM109 238V237H108ZM118 238V237H117ZM148 238V239H147ZM167 238V239H166ZM192 238V237H191ZM208 238V237H207ZM223 238V237H222ZM234 238H233V240H234ZM258 238V237H257ZM256 238V239H257ZM90 239V240H91ZM96 239V240H95ZM119 239V238H118ZM121 239V238H120ZM119 239V240H120ZM125 239V238H124ZM177 239V238H176ZM182 238H180V240H181ZM184 239V238H183ZM187 239V238H186ZM209 239V238H208ZM229 239V238H228ZM53 240V241H52ZM59 240V241H58ZM98 240V241H97ZM106 240V239H105ZM115 240V239H114ZM193 240V241H192ZM203 240V241H202ZM226 240V239H225ZM224 240V241H225ZM248 240L249 239H247L246 241L248 242ZM18 241V240H17ZM21 241V240H20ZM108 241V240H107ZM111 241H112V239H111ZM122 241V240H121ZM125 241V242H124ZM165 243H164V242ZM171 241H172V237H171ZM175 241V240H174ZM206 241H207V239H206ZM234 241H236V239L234 240ZM239 241V242H240ZM242 241H244V240H242ZM256 241H258V240H256ZM263 241V240H262ZM110 242V241H109ZM155 242V241H154ZM167 242V243H166ZM181 242H184V241H181ZM260 242V241H259ZM23 243V242H22ZM22 243H21V245H22ZM115 243V242H114ZM119 243H121L120 241H119ZM157 243V242H156ZM163 243V244H162ZM231 243V242H230ZM236 243V242H235ZM245 243V242H244ZM260 243H262V242H260ZM264 243V242H263ZM25 243H23V245H24ZM87 244V243H86ZM178 244V245H177ZM183 244V243H182ZM229 244V243H228ZM252 244H255L256 245V243L254 242V243H252ZM22 245V246H23ZM26 245V244H25ZM59 245V246H58ZM101 245H102V247H101ZM110 245H112V244H110ZM116 245V244H115ZM239 245H241V244H239ZM245 245V244H244ZM243 245V246H244ZM247 245H249V247H252L253 249H255L254 251H256V252H254L253 251V249L251 250V248L247 251L246 249H247V247H246V249H244V251L246 252L245 254H247V253H251L252 251H253V254L254 253H256V255H254V256H256L257 257V259L254 261V260H252L251 262L250 261H248L247 262V259L248 258H250V256L252 255H248V257H246L242 252H241V250L239 249L241 246H239V248L237 247V245L236 244H233V247H234V250L233 251H231L230 250V253L232 254L233 253V256H232V258L230 259L232 262L230 263V264H251L252 262V264H264V248L263 247H260V245H259V243L257 244V246H254V245H252V246H250V244H247ZM262 245H264V244H262ZM99 246V247H98ZM108 246V245H107ZM120 246V247H119ZM254 246V247H253ZM117 249V251L115 250V248ZM227 247H229V246H227ZM23 248V247H22ZM28 248V249H27ZM230 248V247H229ZM263 250H262V249ZM228 248H226V250H227ZM232 249V248H231ZM153 250V251H152ZM250 250H251V252H250ZM155 251V252H154ZM225 251V250H224ZM258 253V254H257ZM50 254H51V257H53L54 255H55V259H53V258H51L50 257ZM229 254V253H228ZM228 254H226V255H228ZM155 255V256H154ZM223 255L225 256V254L223 253ZM259 255V256H258ZM152 256H154L153 258H152ZM231 256H229V258L231 257ZM246 257V259H245V257ZM253 255H252V258L254 257ZM151 257V258H150ZM159 258V259H158ZM259 258V259H258ZM156 259L157 260H159V261H157L156 262ZM254 259V258H253ZM225 263H224V262ZM171 262V263H170ZM152 264V263H151Z\"/></svg>", "mask_w": 264, "mask_h": 264}]
</instances>
